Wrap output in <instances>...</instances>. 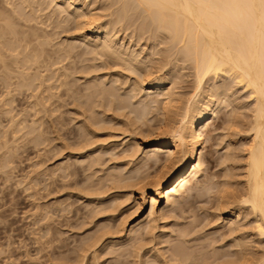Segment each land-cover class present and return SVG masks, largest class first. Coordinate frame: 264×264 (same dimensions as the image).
Listing matches in <instances>:
<instances>
[{"label": "bare ground", "instance_id": "obj_1", "mask_svg": "<svg viewBox=\"0 0 264 264\" xmlns=\"http://www.w3.org/2000/svg\"><path fill=\"white\" fill-rule=\"evenodd\" d=\"M85 0H0V84L1 85H3L4 84V86H5V91H4V93H7V96H8V94L10 93V91L11 90H19V91H22V90H25V92L26 93H28L27 92V90L28 91H30V88H32V90H34V89H40L41 90V88L42 89H44V92L42 91L41 93H42V96H43V94L45 95L46 93V91H47V89H49L48 91H53V89H54V91H55V89L57 90V89H59L60 87L59 86H61V87H63L64 88V85H66V83L64 82L65 80H66V78H67V74H68V71H69V69H66V67L68 68L69 67V64H70V62L69 61H71V58L73 57V56H75V55H71V53L72 52H76V48L78 47V46H80V50L78 51V53L80 54L81 52L80 51H82L83 53H84V51H85V54H83V55H85L84 56V58L86 59L87 58V60H89V61H91L90 60V58L88 59V57H87V55H88V51H86V48H87V46L86 45H88V46H90L89 48L91 49L90 50V52H92V53H90L91 55L93 54V60H97L98 62H99V59L101 60L100 62V64L102 65L103 63L102 62H104L105 63V66H106V64H107V60L108 59H110V60H112L114 63H113V65H112V61H109L110 63H111V65L113 66V67H116V64L117 65H119V67L121 66V68L122 69H124V72H125V70H127V71H131V72H135L136 74H139V76L137 75V78H136V75H135V77H134V82H133V84H131V85H133L132 87H134L135 86V88H132L131 89V92H132V94L135 92L136 93V91H138V93L136 94L137 96H138V94H139V92L141 93V91L143 90V89H145V88H143V86L144 85H146L147 86V88L150 90L149 92H155L156 94L154 95V93H153V95L155 96V98H152V102H157V101H159L161 104H160V107H161V105H162V110L164 111H160V112H162V113H159V115L162 117V119L163 120H158V119H161V117L160 118H158V116H157V121H159V124L161 123V125H163L162 124V122L163 121H166L167 119V121L168 122H170L171 123V121H169V119H171V118H169L172 114V112H171V110H170V108L171 107H173V106H175V105H177V104H175V100H176V102L178 101V99L177 98H179V97H181L182 96V94H180V93H183L184 92V90H186L188 87V85L187 86H185L186 87V89H183L182 87H184V86H182L181 87V85L180 84H185V83H183V79L181 78V76H182V74L184 73L183 72V66L182 67H180L179 66V64L177 63L178 61H181V63L182 62H185L184 64H189L190 66H191V68H192V71H193V73H188V74H190V76L188 75H185V74H187V71H186V73L184 74L187 78H191L193 75V77H194V79L192 78V79H189V80H192V82H190L187 78H185V77H183V78H185L188 82H189V84H191V83H193V85H192V89L190 90L191 92L189 93V96L187 97V94H186V92H184L183 94L187 97V100H183V101H185V103L182 101V99H181V101L183 102V106H181L180 108L178 107V108H176L177 110V114L176 115H178V116H176L175 118L176 119H174L173 120V123H171L170 125H169V128L165 131V129H164V127H166L167 125V123L165 122L164 123V127H162L163 129H164V131H162L161 129V126H159V124H158V122H157V126H156V129H152L151 128V132H150V129H149V131H148V133L150 134V135H152V138L149 140V141H147L148 143H147V145L145 146V147H139V145H137V144H139V143H134L133 142V140H131L130 138V141H129V143L131 144V141H132V143H134L133 145H135V146H131L130 144H128L127 142H125V143H127V145H130V148L129 149H131V147L133 148V147H135V149H133L134 150V152H136L137 154H138V151H140L139 152V157L137 158V160L136 161H138L137 162V167L135 168V163H134V168L136 169V171H135V169H132L133 171H135V175L134 174H130L129 176H128V174L126 175V176H128V177H126L125 175V177L126 178H124V176H123V174H121L122 173V171L124 172V171H127V173H129L128 171L129 170H125L126 168H125V166H123L122 167V171L117 175L116 174V167H115V169L112 167L113 165H115V164H111L112 166V168L109 166V168H110V170L111 169H114V172L115 173H113V174H116L117 175V177L118 178H116V175H113V174H111V175H113L114 177H112L111 175V177L115 180V179H117V181L119 180L120 182H122V183H125V185H123V186H125L126 187V185H127V189H129V188H132L131 186H133V187H137L138 189H137V196H136V198H135V204L134 203H132V204H134L135 205V207L133 206V210H134V212H136V211H138V210H140L141 208H142V206H143V204H144V199H145V197H149L150 198V200H151V204H150V206H149V208H148V211L146 212V214L145 215H141V216H139L137 219H135L134 221H133V224L130 226V228L128 229V231H129V234H131L130 236H132V237H135V238H133V240H135V243L134 244H136L138 241H136V239L138 238L140 241V243L138 242L137 244H136V246L138 245L139 246V244H140V248L137 246V247H132L134 244H133V241L132 242H130L131 244H133V245H131V247L132 248H139V250L140 249H142V245H143V247L144 246H146V244L145 243H147L148 241L150 242V243H152L153 242V240H155V238L157 237V235H153V236H156L154 239L152 238L153 236L151 235L150 236V239H148L149 237L147 236V235H150V234H152V233H154V231L156 230V229H158V228H156V227H158V226H162V223L160 224V225H156V221H157V219L158 218H160V219H162L163 217H164V215L166 214V213H170L171 212V215H172V213H173V211L175 210V208H178L179 209V207H181V205L183 204V203H185L186 202V200L190 197V196H192L191 194H190V192L192 191V190H195V189H198V191L200 190V188L201 189H204V190H206L207 189V187H206V185L207 186H209L208 184L211 182L208 178H206V180H207V182H208V184H206V181H205V184L203 183V180H205V178L204 179H202V181L200 182L199 180H198V178H197V175H198V173L200 172L201 173V170L203 171V168H206V167H203V165H204V161H205V157L203 156L204 154H203V143L206 141V138H207V141H208V139H209V136L207 137L206 135H207V128H208V124H209V122L210 121H212L211 119L215 116V115H217V113H218V111L217 110H219V109H217V108H219L220 106H221V108L224 106V107H227V105L228 106H233V105H235L236 107H237V104H239V103H237L236 102V104L234 103L233 105L231 104V103H233V97L232 98H230V96H229V98H228V95L229 94H231L230 92H229V90H230V88H229V84H230V82L231 83H234V86L233 85H230L231 87L233 86V88H231V90L233 89L234 90V87L235 86H237V87H240V89H242L245 93H246V96L249 98V100H250V103H251V108H249L250 109V114H249V118H248V120L247 121H243V123H242V121H240L241 119H242V116L240 115H238L239 113H241V111L237 114V113H235L236 111H233V112H229L230 114H229V118L231 117V118H233V119H231L230 118V120H228L229 118L227 117H225V121H226V123H229V125L231 124V121H233V126H234V121H235V119H236V121L238 120V119H240V120H238L240 123H242L241 125H243V127H244V129H245V133H247V134H243L239 129V133L241 132L242 133V138H243V135H246L245 136V138L247 137V141H244L243 142V145H238L239 147L237 148V147H234V149H240V147L242 146L243 148L241 149L243 152H241L240 150H239V152H237V150H234L232 147L233 146H231V147H229V145H230V141H228V143H229V145H228V143L226 144V149H227V147H228V154H231V156L230 155H227V158H226V155H224V157H223V163H224V161H226V163L228 164V167L230 168L232 165L231 164H229L230 162V158L232 159L233 157L232 156H234V152L232 151V149L234 150V151H236V153L238 154V155H240V153H243V159H242V157H241V155H240V157H238V155H236V153H235V155H236V158L238 157L239 159H240V161L241 160H243V162H242V168L240 167V165H241V162H240V164H239V159L237 160V159H234L233 158V160H237V162L238 163H236V162H234L233 160H232V164H233V166H234V163L235 164H239V167L241 168V171L238 169H233V167H231L232 169H233V171H236V172H238L241 176H237L238 177V180H239V178L240 179H242V180H240V182H239V184L237 185V184H235V185H237L236 187H238V188H236L235 190V192L233 191V192H230L231 190H229V191H227V187H231L230 185H228L227 184V187L225 188L224 186H223V188H225V190L222 188V186L221 185H223L222 183H224V182H222V180H224L223 178H222V180L219 182V184H221L220 185V187H219V185L217 184V185H215L216 187H217V192H220V190H221V188L223 189V190H221L222 191V196H220L221 194H219V196H220V204H219V207L217 206L218 205V203L216 204V202L218 201V200H216V199H219V198H217L216 196H217V193H215L216 194V196H214V198L216 197V202H214L215 200L212 198V196H210L209 197V199L210 198H212V200H214L213 202L216 204V207H218V209L219 208H221L222 206H223V208H222V210L224 209V211L225 212H227L228 214H229V216L231 217V220L232 221H230L229 222V224H228V227H229V229H227V225H226V229L230 232V233H232V234H234L233 236H232V234L230 235L229 234V236H230V238H232L233 237V246H234V248L233 247H230V248H232V249H234L233 251H231V249H229V251H231V253H227V251L225 250L226 249V247L225 248H223L225 251H220V249H219V247H214L213 245H215L216 243L215 242H217V241H220L221 239H219V240H217V239H214V240H216L215 242L213 241H209L210 243L209 244H207V245H203V243H201V241L199 242V241H195L196 243H193V245H191L190 243H189V241H191V239L192 238H189V234L190 233H194L195 231H192V227H193V230L195 229V230H199V231H201L202 232V230H201V228L203 229V227L201 226V228L199 229L198 227H200L199 225H206L207 226V224H205V222H204V224H199L198 225V227L196 226L195 228H194V226H191L190 224L191 223H189V226H191V231H189V230H187V228L188 227H184V226H182V228L178 231V233H176V235H174L175 236V238L174 239H172L173 241H175V242H173L172 241V243H174V248L173 249H171V250H173V251H168L169 253H170V257H171V259H170V257L169 258H167L166 260L164 259V261H168V259L169 260H171V261H173L174 262V264H264V5H260V4H257V6H255V7H250V6H246V5H236V4H224V3H217L216 2V0H102V1H105L104 3H105V8H104V5H102L100 8H99V10H100V12L101 11H104L103 13H107L105 16H108V17H105V16H101V17H103V19L105 18H107V20L106 21H98V17H96V16H93V11H92V14H91V9H92V6H93V4H91L90 6H88V7H90V8H88L87 9V4H86V2H89V1H87L86 0V2H84ZM93 1V0H92ZM97 0H95L94 2H96ZM100 1V0H99ZM101 1V3L103 4V2ZM93 2V3H94ZM92 3V2H91ZM97 3V2H96ZM95 3V4H96ZM89 4H90V2H89ZM94 4V5H95ZM98 4V3H97ZM115 5V7L113 8L112 6H114ZM97 6V5H96ZM95 6V7H96ZM95 9V8H94ZM98 9V8H97ZM102 9H105V10H102ZM99 10H97V11H99ZM107 10V11H106ZM103 13H102V15H103ZM72 14H74L73 15V17H74V23H73V21H71L70 20V16H72ZM98 14L99 15H101V13H99L98 12ZM98 15V16H99ZM100 18V17H99ZM72 19V18H71ZM101 19V18H100ZM70 20V21H69ZM67 21H69V22H71V24L72 25H76L75 27H76V29H79L78 30V32L77 33H80L81 32V29L83 30L80 34H79V36H81L82 37V39H83V41H84V43L86 44H83V45H80L81 44V39L80 40H78V41H76V40H72L73 41V43H75V41H76V43L77 42H80L79 43V45L77 44V46L75 47V51H73V45H72V43H68V44H70V45H66V43L67 42H69V41H67L66 43H65V41L67 40V39H65V40H62L63 41V43H62V41L59 43L58 41H57V39H59V37H61L60 35H61V31H62V29H61V31H59L60 30V27H62L64 24H66V25H68L66 22ZM76 23V24H75ZM122 24V25H121ZM66 25H64V27L66 26ZM70 25V24H69ZM69 25H68V27H69ZM120 27L121 29L119 30V31H122V28L123 27H125L124 29H125V31L123 32V34H127V32H128V35H129V30H131L130 29V27L129 26H134L135 27V30L133 31V29L134 28H132V33H131V36H133V34L134 35H136V38H140V37H142V35L143 34H145V36H146V38L145 39H150V42H152L153 41V44H151L150 43V45H152V49L153 50H151V51H153L152 52V54H155V53H157V54H159V61L157 60V59H154V60H156V61H158L157 63H155L154 64V67H150V65L149 64H151V66H152V63L153 62H155L154 60H152L153 59V57L151 58V57H149V56H152V55H149L150 54V52H149V54H147V56H145L146 57V59L148 60L147 61V63H148V65L149 66H147V65H143V64H145V63H143V64H140V61H141V59H140V57H139V54L140 53H143V52H141L142 51V49L144 48H146L144 45V47H142V49L141 50H138L137 51V49H136V51L138 52V54L136 53V52H133L132 51V46H131V50H130V48L128 47V46H126V47H124L123 45L124 44H122V41H123V39L126 37V36H128V35H122V38H120V39H122L121 40V42L119 41L120 39H118V34H116L117 35V37L116 36H114L115 35V33L113 34V30H115V28L116 27ZM67 27V26H66ZM71 27V26H70ZM128 27H129V29H128ZM81 28V29H80ZM84 28H86L85 30H84ZM59 29V30H58ZM70 30V28H67V30ZM74 29V30H73ZM59 31V33L60 34H58V31ZM72 30H73V32H76L75 31V28H73V26H72ZM116 31H118V29H116ZM127 31V32H126ZM62 33H63V31H62ZM117 33V32H116ZM122 33V32H121ZM57 34L59 35V36H57ZM75 35H76V33H74ZM73 34V35H74ZM119 34H120V32H119ZM71 35V34H70ZM57 37V39H56V45H54V44H52L53 45V47L55 46V47H57V46H59L60 45V48L59 47H57V48H52V47H50L49 48V46L48 45H50V46H52L51 44H50V41H52L51 39H53L52 37ZM63 36V35H62ZM68 37H69V35H67ZM67 36H66V38H67ZM121 36V35H120ZM144 36V35H143ZM55 37V38H56ZM73 36H71L70 38H72ZM80 37V38H81ZM129 37V36H128ZM134 37V36H133ZM54 38V39H55ZM69 38V39H70ZM74 38V37H73ZM53 39V41L55 42V40ZM61 39V38H60ZM63 39V38H62ZM76 39V38H75ZM78 39V38H77ZM132 39V38H131ZM133 39H135V38H133ZM128 40H130L129 38H128ZM139 40V39H138ZM143 40V39H142ZM52 41V42H53ZM71 41V40H70ZM83 41H82V43H83ZM129 42V41H128ZM127 41H126V45H129V43H128ZM130 42H132V41H130ZM149 42V41H148ZM65 43V45H66V47L63 45ZM128 43V44H127ZM146 43V42H145ZM48 44V45H47ZM59 44V45H58ZM63 45V47H62V45ZM132 44V43H131ZM144 44V43H143ZM158 44H160V45H158ZM85 45V46H84ZM146 45H148V43L146 44ZM149 45V46H150ZM47 46V47H46ZM82 46V47H81ZM130 46V45H129ZM157 46H159L160 47V49L158 48V50L156 49V47ZM84 47H86V48H84ZM134 47V46H133ZM138 47V46H137ZM140 47H141V45H140ZM82 48H84V49H82ZM138 49H140V48H138ZM148 49H150V48H148ZM154 49L155 50H157V51H154ZM72 50V51H71ZM88 50V49H87ZM147 50V49H146ZM140 51V52H139ZM148 51V50H147ZM86 52H87V55H86ZM77 53V52H76ZM75 53V54H76ZM77 53V54H78ZM146 53H148V52H146ZM61 54H63V58H60L61 56ZM80 55H82V53L80 54ZM79 55V57H81ZM140 56H142V55H140ZM156 56V55H155ZM155 56H154V58H155ZM161 56V57H160ZM78 57V59L79 60H81L82 59V61H80V63H82L83 61H84V58L83 57H81V58H79ZM75 58V57H74ZM73 58V59H74ZM105 58V59H104ZM69 61H68V60ZM107 59V60H106ZM146 59H145V61H146ZM62 60H65L64 62H62ZM107 62H106V61ZM143 60V59H142ZM66 61H68L69 62V64H66L65 62ZM86 61V60H85ZM94 61V62H95ZM144 61V62H145ZM150 61H152V63L150 62ZM76 61L74 60V63H75ZM109 62H108V64H109ZM143 61H141V63H142ZM62 63H64L65 65H68V66H65L64 64H62ZM78 62H76V64H77ZM138 63H139V65H138ZM146 63V64H147ZM56 64H58L57 65V67H56ZM60 64H62V65H60ZM96 64L97 65H99L97 62H96ZM107 64V65H108ZM114 64H115V66H114ZM157 64V65H156ZM186 64V66L189 68V69H191L190 68V66L189 65H187ZM60 65V66H59ZM94 65V63H92V65L91 66H93ZM110 65V64H109ZM143 65V66H142ZM182 65H183V63H182ZM55 66V67H54ZM62 66V70H61V67ZM74 66V65H73ZM85 65L83 64V67H84ZM90 68H89V67ZM88 66H85L86 68L84 69V70H86L85 72L86 73H88V75L86 74V73H84L83 74V71L81 70V69H79V67L78 66H74V68L76 69V70H74V72H77V73H75V75H80V76H85L86 78H87V76L89 77V75H91V74H89V69H91V66L88 64ZM95 67H96V65H94ZM93 66V68L94 69H91V71L92 72H96L97 70L96 69H98V71H101V69L102 70H106L107 68L104 66V65H102V66H104L103 68H100V70H99V66H97L96 68ZM111 66V67H112ZM156 66V67H155ZM185 66V67H186ZM53 67V68H52ZM76 67H78V68H76ZM113 67L112 68H110V70H108L107 69V71L106 72H108V71H111V69H113ZM117 68V70L118 69H120V68ZM180 68H182V69H180ZM187 68V70H189ZM61 71H63V69H65L67 72H66V74H64L65 72V70L63 71L64 73H62V72H60V70ZM79 69V71H77ZM179 69L182 71L181 72V75H180V77H179V79H178V81L176 80V78H178L177 77V73L179 72ZM82 72H81V71ZM96 70V71H95ZM115 70H116V68H115ZM116 70V71H117ZM176 70H178L177 72H176ZM87 71H89V72H87ZM115 71V73L117 74V72ZM176 72V76H175V81H177L176 83H175V85H173V83H172V76L173 75H175L174 73ZM189 71H191V70H189ZM191 71V72H192ZM80 72L82 73V75L80 74ZM91 72V73H92ZM124 72H123V74H124ZM130 72V73H131ZM100 73V72H99ZM98 73V74H99ZM103 73V72H102ZM109 73V72H108ZM118 73H119V71H118ZM155 75H154V74ZM97 73H95L94 75H96ZM103 74H105V73H103ZM110 74H111V72H110ZM153 74V77H151L150 75H152ZM173 74V75H172ZM191 74H193V75H191ZM73 75H74V73H73ZM119 75V74H118ZM117 75V76H118ZM122 75V74H121ZM131 76L133 75L132 73L130 74ZM178 75V76H179ZM62 76L64 77V79H63V81L61 80V78H62ZM79 76V77H80ZM92 77H93V73H92V75H91ZM91 76L89 77V79L91 78ZM129 76V75H128ZM84 77V78H85ZM94 77H98V75L97 76H94ZM119 77V76H118ZM117 77V78H118ZM133 77V76H132ZM138 77L139 78H142V79H138ZM151 77V78H150ZM220 78L221 80V83L220 84H218L219 82L217 81V78ZM84 78H82V79H84ZM85 78V79H86ZM92 78L91 80H93V79H95L94 81L96 82V80L99 78ZM104 78H105V76L104 75H102L101 76V74H100V78L99 79H101V82H102V80H104ZM107 78H109V75H108V77ZM116 78V77H115ZM116 78V79H117ZM125 78H126V74H125ZM128 78V77H127ZM131 78V77H130ZM173 78H174V76H173ZM218 78V79H219ZM76 79H78V78H76ZM76 79H74L73 78V80H76ZM110 79V78H109ZM108 79V80H109ZM180 79H182V83L180 82V84H179V80ZM229 79V80H228ZM72 80V81H73ZM80 80L81 79H78V82H77V84L80 82ZM87 80V79H86ZM107 80V81H108ZM112 80V79H111ZM122 79L119 77V79L118 80H116V82L118 83L119 81H121ZM128 80V82H129V79H127ZM132 80V79H131ZM130 80V81H131ZM174 80V79H173ZM186 80H185V82H186ZM209 80H211V82L209 81ZM226 80H228L227 82H226ZM72 81H70V82H72ZM77 81V80H76ZM87 81H89V80H87ZM98 81V80H97ZM110 81V80H109ZM123 81V80H122ZM133 81V80H132ZM181 81V80H180ZM210 82V84L208 83V82ZM86 82V81H85ZM84 82V83H85ZM95 82H93V83H95ZM98 82H100V80L98 81ZM106 81L104 80V82L103 83H99V84H92V82L90 83V81L89 82H87V86H90L89 85V83L91 84V87H92V85L94 86V87H97L96 89L98 90L97 92H96V95H97V93H100L99 94V97H101L102 95H104L103 97H104V99H106V101L108 102L107 103V107L108 108H110L109 106H111V108L110 109H112V106H114L113 108L115 109V111H116V113H118L119 114V112H118V109L120 108V107H122V104H123V107H124V109H123V107L122 108H120V109H123V111L125 110V109H127V111H128V108L127 107H129V105L127 106L126 104H128V103H126V102H128L127 100V98H128V96H126L125 98V102H124V98L122 97V96H124L122 93H124V92H122L121 93V91H122V89H120V88H118V91L119 90H121L120 92H115L114 91V89H113V87H111V86H113V84H111L110 83V87L108 86V84L105 86V83ZM112 82V81H111ZM187 82V83H188ZM229 82V83H228ZM58 83V84H57ZM81 83H83V82H81ZM81 83H79V85H77V91L76 92H78V91H80L81 90V88L79 87V86H83L84 87V83L83 84H81ZM106 83H108V82H106ZM113 83V82H112ZM121 83V82H120ZM119 83V85L121 86H123V87H125L127 84H125V83H127V82H125V81H123L122 83H124V84H120ZM170 83H172V85L170 84ZM179 84L180 86H179V89L181 88L183 91L181 92L180 90L178 91L179 92V94L177 93V92H174V91H176L177 90V88H178V85H177V87H175V88H173L174 86H176V84ZM186 83V84H187ZM208 84V85H205V84ZM55 84H57L56 86H55ZM70 85H72L71 83H69ZM73 84H75V82H73ZM104 84V85H103ZM168 84H170L171 85V89L170 88H168L167 86H168ZM63 85V86H62ZM118 85V84H117ZM190 85V86H191ZM3 86V87H4ZM52 86L54 87V88H52ZM73 86V85H72ZM76 86V84L73 86V87H75ZM119 86V87H120ZM145 86V87H146ZM57 87V88H56ZM70 87V86H69ZM72 87V88H73ZM109 87V88H108ZM52 88V89H51ZM62 88V89H63ZM72 88H70V89H72ZM79 88H80V90H79ZM85 88V87H84ZM84 88H83V91H84ZM127 88V87H126ZM146 88V89H147ZM46 89V90H45ZM51 89V90H50ZM61 88L59 89V90H57V91H55V92H57V94H58V92H60V90H62ZM69 89V90H70ZM76 90V88H73V90ZM92 89V92H95V91H93V89H95V88H90L89 89V87H88V92H90L89 90H91ZM135 89V90H134ZM138 89V90H137ZM175 89V90H174ZM39 90V91H40ZM72 90V93H70L69 92V94L70 95H68V96H70L71 98L75 95L76 96V94H79V93H74V91ZM125 90H128V89H125ZM125 90H123V91H125ZM172 90H174V91H172ZM230 90V91H231ZM54 91L51 93L52 95H53V98H55V97H57V96H55L56 95V93H54ZM64 91V90H63ZM82 91V90H81ZM187 92H189L188 90H186ZM12 92V91H11ZM32 92V91H31ZM50 92H49V96H50ZM88 92H87V95H89L88 94ZM91 92V93H92ZM127 91H125V93L124 94H128V92L126 93ZM144 92V91H143ZM147 92H148V90H147ZM32 93H34V95L36 94V95H38V93H37V91L35 90V92H32ZM32 93H29V95H31ZM40 93V92H39ZM40 93V94H41ZM118 93V94H117ZM119 93H121V94H119ZM135 93L133 94V96H135ZM234 91H233V95H234ZM38 95V96H41V95ZM61 93H59L58 94V98L59 97H61V95H60ZM74 94V95H73ZM147 94V93H146ZM6 94H4V96H5ZM13 95V94H12ZM33 95V94H32ZM31 95V96H32ZM51 95V96H52ZM86 95V97H88V98H92L93 99V97H91L92 95H94V93L93 94H90V96H87ZM101 95V96H100ZM129 95V94H128ZM148 95H149V93H148ZM148 95H143V97L139 94V96H141L142 98H144V96H145V100H147L148 101ZM152 95V96H153ZM179 95H181V96H179ZM183 95V96H184ZM3 96V98L1 97V99H4V98H6V97H4ZM38 96H34V100L36 101L37 100V103L39 102V100L37 99V97ZM45 96H47V95H45ZM50 96V97H51ZM79 96H81V95H79ZM136 96V97H137ZM153 96V97H154ZM175 96H179V97H175ZM184 96V97H185ZM8 97H10V96H8ZM7 97V98H8ZM62 97H63V95H62ZM77 97H78V95H77ZM77 97H73V100H74V98H75V100H76V98ZM84 97V96H83ZM82 97V98H83ZM85 97V99H87ZM96 97H98V96H96ZM95 97V98H96ZM99 97H98V99H97V102H99L98 100H99ZM103 97H101V98H103ZM106 97V98H105ZM140 97V98H141ZM149 97H150V99L149 100H151V96L149 95ZM185 97V98H186ZM236 97V96H235ZM32 98V97H31ZM36 98V99H35ZM41 98V99H40ZM44 98H46V97H44ZM79 98V97H78ZM184 98V99H185ZM227 98V99H226ZM236 98H238V97H236ZM39 99H40V104L42 105V102L41 101H43L44 99L42 98V97H39ZM43 99V100H42ZM52 99V98H51ZM96 99L94 100H92V103H93V105H90L91 106V108L90 109H92V106H94L95 105V103H96ZM137 99V98H136ZM136 99H134V98H132V100L134 101V100H136ZM229 99V100H228ZM232 99V101H230ZM235 99V98H234ZM10 100H11V98H10ZM34 100H33V98H32V101H33V103H35L34 102ZM46 100V99H45ZM44 100V101H45ZM74 100V101H75ZM90 100L91 99H89L88 100V105L91 103L90 102ZM139 100H141V99H139ZM138 100V101H139ZM144 100V102H141V101H139V102H141V103H139V102H135V104H133L132 102V104L134 105V107H135V105L137 106V107H135V108H132V110L130 109V111L129 112H132L133 114H131V113H129V114H131V119H135L136 121H139V122H135V123H138V124H140V122H142V124H143V122L144 121H146L145 120V116H146V114L148 115L149 114V112H151L152 110L150 109V108H152V106H153V104H151L152 102H147V101H145ZM226 100H228V101H230L229 103L231 104V105H229L228 104V101L226 102ZM7 101H8V103L10 102L8 99H7ZM7 101H4V104H5V107H6V104H7ZM11 101H13V100H11ZM32 101H31V103H29V107L30 106H32V105H34L33 103H32ZM47 101H49L48 100V97H47ZM47 101H45V102H43V105L41 106V105H38L37 103V105L36 106H39V107H41V109H45L46 108V106L47 107H52V103L54 102L53 101V99H52V101H51V104L50 103H48ZM73 101V102H74ZM84 102V104L86 103V101L87 100H83ZM95 101V102H94ZM102 101V103L101 104H105L106 103V101L105 100H102V99H100V102ZM105 101V102H104ZM179 101H180V99H179ZM177 102V103H179V104H181L180 102ZM225 101V102H224ZM235 101H237V99L235 100ZM234 101V102H235ZM1 102H3V100H1ZM0 102V104L2 105L3 103H1ZM6 102V103H5ZM46 102L48 103L47 105H45V108H42V107H44V104H46ZM99 102V103H100ZM149 103V104H147V103ZM174 103V105L172 106L171 104H173ZM223 102H224V104H223ZM99 103H96V105H97V107H96V109L95 110H97V108H101V104L100 105H98ZM122 103V104H121ZM124 103H125V105L127 106V107H125L124 106ZM138 103L141 105L140 107H138ZM225 103H227V105L225 104ZM11 104H12V102H11ZM31 104V105H30ZM103 104V105H104ZM113 104V105H112ZM151 104V107L149 106ZM178 104V105H179ZM223 104V105H222ZM241 104V103H240ZM0 105V106H1ZM10 105V104H9ZM8 105V106H9ZM49 105V106H48ZM242 105V104H241ZM241 105H239V109H241ZM3 106V105H2ZM54 106H55V103H54ZM54 106L52 107L53 109V111L51 112V110L49 111V112H47L48 111V109H47V113H49V115L50 116H52V113L57 109V107L54 109ZM57 106H59V105H57ZM79 106H80V102H79ZM85 106H87V104L85 105ZM99 106V107H98ZM105 106V105H104ZM104 106H102V110H104ZM106 106H105V109H108V108H106ZM116 106H118L119 108L118 109H116L117 107ZM148 106H149V108H148ZM233 107V109L234 108H236V107ZM241 106V107H240ZM77 107V108H76ZM3 108H4V106H3ZM2 108V109H3ZM11 109H7V108H4V111H3V113L7 116V114L9 113V112H7V111H10V110H12V107H10ZM35 107H33V108H29V110H31V111H33V113L36 115L37 113H35L36 112V110L38 109L37 107V109L35 110L34 109ZM75 108L76 109H79L78 108V104H77V106H75ZM131 108V107H130ZM221 108H220V110H221ZM229 108V107H228ZM243 108V107H242ZM1 109V110H2ZM6 109V110H5ZM34 109V110H33ZM41 109H39L40 111H41ZM110 109H108L107 111H109ZM149 109V110H148ZM178 109H180V110H178ZM223 109V108H222ZM231 109V111H232V108H230ZM229 109V110H230ZM0 110V111H1ZM46 110V109H45ZM85 110H86V108H85ZM84 110V112H86V114H87V111H85ZM88 110V109H87ZM95 110H93V111H95ZM102 111L101 109H98L97 111ZM151 110V111H150ZM219 110V111H220ZM235 110V109H234ZM236 110H237V112L239 111L238 110V108H236ZM242 110V109H241ZM44 110H42L41 112H43ZM72 111V110H71ZM78 111H80V110H78ZM77 111V113L79 114V112ZM112 110H110V112H111ZM122 111V110H121ZM122 111V112H123ZM126 111V110H125ZM175 111V110H174ZM216 111H217V113H216ZM2 112V111H1ZM11 112V111H10ZM38 112V111H37ZM45 112V111H44ZM89 112H91V114H89V117H90V115H91V118L96 114V117H97V114L99 113H97L96 111L95 112H92V110H90ZM105 112V111H104ZM122 112L120 113V114H122ZM13 113V112H12ZM81 113V112H80ZM101 113V112H100ZM103 113V112H102ZM106 113V112H105ZM116 113H114L113 111H112V114L111 115H113V116H115V117H120V114L118 115H116ZM124 113V112H123ZM125 113H127V112H125ZM124 113V114H125ZM220 113V112H219ZM249 113V112H248ZM248 113H244L243 115H245L246 116V114L248 115ZM87 114V115H88ZM104 114V113H103ZM103 114H101L100 116L101 117H103L102 115ZM107 114V113H106ZM115 114V115H114ZM162 114L164 115V117L162 116ZM175 114V113H174ZM231 114H233L232 116H231ZM14 115V114H13ZM54 115V117L53 118H55V114H53ZM81 115L82 114H79V115H75L76 116V119L78 120L79 118L81 119H83V116L85 115H82V117H81ZM109 116V117H113V116ZM170 115V116H169ZM123 115H121V117H122ZM126 116V117H125ZM127 116H128V114L127 115H124L122 118H125V119H123V120H128L129 118H130V115H129V118H127ZM12 116H11V114H10V118H11ZM49 117V116H48ZM57 117V116H56ZM79 117V118H78ZM88 117V116H87ZM101 117H97V118H100V120L102 119ZM156 117V116H155ZM178 117V118H177ZM236 117H238V119L236 118ZM247 117L248 116H246V119H247ZM8 118H9V114H8ZM7 118V119H8ZM8 119V120H12L14 117H12V119ZM74 118V117H73ZM85 118H86V116H85ZM97 118H96V121H97ZM104 118H106V119H108V117H104ZM110 118V119H111ZM122 118L120 119V121L122 122ZM16 120H17V118H15ZM15 119H13L14 121H15ZM58 119V121H59V123H60V121H62V118H57ZM57 119H55V121L54 122H57L56 120ZM61 119V120H60ZM72 119V118H71ZM71 119H70V121H68L69 123L71 122ZM81 119V120H82ZM87 119H90V118H86V120L85 121H87L85 124H84V126L86 125L87 127H92L90 130H91V132L89 131V130H87L86 129V133H88V134H90L91 133V135H93L94 133L92 132V130L93 131H95V129H96V125L95 126H91L92 125V123H91V121L89 122ZM92 119H94V117L92 118ZM110 119H109V121H110ZM115 119V118H114ZM118 119V118H117ZM143 119H144V121H143ZM150 119V118H149ZM151 119H152V117H151ZM151 119H150V121H151ZM227 119V120H226ZM243 119H245L244 117H243ZM18 120H20L19 118H18ZM49 120H50V118H49ZM84 120V119H83ZM102 120H105V119H102ZM116 120V119H115ZM114 120V121H115ZM132 120V121H133ZM153 120V119H152ZM214 120V119H213ZM14 121H12V122H14ZM72 121H73V119H72ZM84 121V122H85ZM93 121H95V120H93ZM114 121L112 120V122H113V126H115V123L117 122H115L114 123ZM120 121L119 122H117V126H119V128H120V126L121 125H124V124H122V123H120ZM131 120L129 121V123L130 122H132ZM161 121V122H160ZM235 121V122H236ZM10 122V121H9ZM12 122L11 123H8L9 125H11V127H10V130H11V132L13 133L15 130L13 129V124H12ZM18 121H16V123H17ZM26 122V121H25ZM32 122H34V121H32ZM50 122H52L51 120H50ZM83 122V121H82ZM83 122V123H84ZM89 122V123H88ZM102 122H104V121H102ZM105 122H106V120H105ZM104 122V123H105ZM112 122H110V124H108V125H111V123ZM124 122V121H123ZM128 123V121H125L124 123ZM15 122H14V124H16ZM49 123V122H48ZM62 124H63V122H61ZM66 123H67V121H66ZM69 123H67V124H69ZM81 123V122H80ZM80 123H78V124H80ZM87 123H88V125H87ZM94 123V122H93ZM100 123H101V121H100ZM103 123V124H104ZM107 123H108V121H107ZM107 123H105L106 125H107ZM120 123V124H119ZM127 123L125 124L126 126H125V128H127V126L128 125H130L129 123H128V125H127ZM145 123V122H144ZM239 123V124H240ZM20 124V123H19ZM33 124V123H32ZM50 124H52V123H50ZM91 124V125H90ZM97 124V123H96ZM103 124L101 123V125L102 126H100L101 128H102V130H103V132H106L107 130H106V128L108 127V130H110L109 128H110V126H105V124H104V126H103ZM119 124V125H118ZM134 124V122L130 125V126H128V127H130L129 129H131L132 127L134 128V126H132ZM141 124V125H142ZM147 124V123H146ZM145 124V125H146ZM237 124V123H236ZM239 124H238V127L237 126H232L233 128H234V130H233V128H231L232 129V131H234V134L236 133V134H238L236 131H237V129H236V127L237 128H239V127H242L241 125L239 126ZM9 125L6 127L7 128V130H9ZM52 125H54V124H52ZM57 126H59L58 124H56ZM100 125V124H99ZM210 125H212L211 124V122H210ZM228 125V124H227ZM228 125V126H229ZM232 125V124H231ZM231 125L229 126V127H231ZM15 126H17V124L15 125ZM14 126V128H16ZM28 126V125H27ZM34 127H35V122H34V125H33ZM49 126H51V125H49ZM62 126V125H61ZM65 126V125H64ZM83 126V127H84ZM117 126H115L116 128H117ZM132 126V127H131ZM149 126V125H148ZM159 126V127H158ZM21 127V126H20ZM33 127V128H34ZM60 127V126H59ZM65 127H67V128H70V126L68 127V126H65ZM79 127V126H78ZM78 127L76 128L77 130H78V132L80 131L79 129H78ZM86 127V128H87ZM95 127V128H94ZM103 127L105 128V129H103ZM114 127V128H115ZM210 127V126H209ZM242 127V128H243ZM12 128V129H11ZM25 128V127H24ZM81 128V127H80ZM88 128V129H89ZM101 128H99V132H100V130H101ZM111 128H112V126H111ZM114 128H112L110 131H116V133L118 132L117 131V129H114ZM122 128V127H121ZM241 128V129H242ZM17 129H20L19 128V125H18V128ZM27 129V128H26ZM25 129V130H26ZM60 129H61V127H60ZM62 129H64V127L62 126ZM61 129V130H62ZM66 129V128H65ZM72 129V128H71ZM83 129H85V128H82V130ZM123 129V132H124V127L122 128ZM122 129H120L121 131H122ZM128 128L126 129V130H129ZM135 129V128H134ZM134 129H132V130H134ZM235 129H236V131H235ZM12 130H14V131H12ZM31 130H33V129H31ZM36 130V129H35ZM34 130V131H35ZM48 130H49V128H48ZM52 129H50V131H51ZM60 130V131H61ZM75 130V129H74ZM97 131H95V133L96 132H98V129H96ZM102 130H101V132H102ZM104 130H106V131H104ZM119 130V131H120ZM126 130H125V132H126ZM132 130H130V132H133ZM53 132L51 133V135L54 133V131H55V133H57V135H58V133L59 132H56L57 130H55L54 128H53V130H52ZM58 131H59V129H58ZM66 130H64V132H65ZM242 131H243V129H242ZM67 132H70V130L69 131H67ZM66 132V133H67ZM80 132H83V131H80ZM98 132V133H99ZM100 132V133H101ZM123 132H120V133H123ZM147 132V131H146ZM38 133H40L39 131H38ZM61 133V132H60ZM74 133V132H73ZM72 132L70 133V137H71V135L73 134ZM77 133V132H76ZM93 133V134H92ZM107 133V132H106ZM110 133V132H109ZM109 133H108V136H104L105 138H107V137H109L110 135H109ZM112 133V132H111ZM62 134V133H61ZM84 134H85V131H84ZM87 134V135H88ZM97 134V133H96ZM95 134V135H96ZM105 134V133H104ZM51 135H49V136H51ZM53 135H55L56 136V134H53ZM63 135V134H62ZM67 135V136H68ZM74 135V134H73ZM78 135H79V133L77 134V137H78ZM89 136V137H93V136ZM103 135V134H102ZM107 135V134H106ZM112 135V139H113V134H111ZM114 135H115V133H114ZM209 135V134H208ZM7 136V135H6ZM14 136V135H13ZM12 136V137H13ZM75 136V135H74ZM57 137V136H56ZM60 138H62L61 136H59ZM59 137H57V138H59ZM80 137V136H79ZM78 137V138H79ZM95 137V136H94ZM94 137L92 138V140L94 139ZM110 137H109V140H110ZM116 137V136H115ZM114 137V138H115ZM130 137V136H129ZM4 138V137H3ZM8 138V137H7ZM6 137L4 138V139H7ZM47 138V141H49L50 139L49 138H51V139H55V138H52V137H46ZM64 138V137H63ZM62 138V139H63ZM85 138V137H84ZM88 137L86 136V140L85 139H83V137L81 136V139L83 140V142H81V143H79L78 144V146L76 147V148H74V149H76L75 150V154H82V153H85V152H89L90 150H94L96 153H98L99 154V151L97 152L96 151V149L98 148H95L94 146V149H93V147L91 146V144L93 143L94 145H96L97 144V142L99 143V140L98 139H94V141L96 142V144H95V142H93L92 141V143H91V141L90 140H88L87 139ZM98 138V137H97ZM101 138V137H100ZM99 138V139H100ZM103 139V138H101V139H103V140H101L100 139V141H104V142H102V144H104L106 141L107 142H110V141H108V139ZM3 139V140H4ZM60 140V141H63V140ZM65 139H67V137L65 138ZM128 139V140H129ZM135 139V138H134ZM9 140V139H8ZM57 140V139H56ZM71 139H69L68 141H70ZM73 140H75V139H73L72 138V142H73ZM85 140V141H84ZM96 140H98V141H96ZM7 140H5L4 141V144H3V146H5V145H7V142H6ZM51 141H54V140H50V143H48V147H46L47 149H49L50 147H51V145L53 146V142H51ZM76 141H79V139L77 140V138H76ZM76 141H74L75 142V145H77L76 144ZM81 141V140H80ZM124 141H126V140H124ZM136 141V140H135ZM1 142H3V141H1ZM57 142H59L58 140H57ZM65 142V141H64ZM73 142V143H74ZM113 142H114V140H113ZM242 142V141H241ZM240 142V144H242ZM10 143H12V141L10 142ZM13 143H14V141H13ZM52 143V144H51ZM60 143H62V142H60ZM66 143V142H65ZM68 143V142H67ZM101 143V142H100ZM100 143L99 144H97V146L99 145V146H102V144L100 145ZM124 143V144H125ZM92 144V145H93ZM110 144H111V142H110ZM114 144V143H113ZM112 144V145H113ZM116 144V143H115ZM119 144H121L122 145V143H119ZM205 144V143H204ZM9 145V144H8ZM11 145V144H10ZM50 145V146H49ZM55 145V144H54ZM59 145V144H58ZM61 145V144H60ZM73 145V144H72ZM105 145H107L106 147H108L109 146V144H105ZM111 145V146H112ZM118 145V144H117ZM55 146H57V144L55 145ZM68 146H69V144L67 145V144H64V143H62V145H61V147L59 146V148H62V149H64V150H60L59 148H58V146H57V149H55L56 147H54V150H56V151H54V150H52V149H49L50 151H51V154H52V152H53V154H56L57 152L58 153H61L62 151L63 152H65V150H69V152H68V155H71V149L72 148H68ZM115 146V145H114ZM125 146V145H124ZM142 146V145H141ZM6 147H8V146H6ZM103 147V146H102ZM102 147H100V148H102ZM118 146H116V148H117ZM120 147V146H119ZM122 147V146H121ZM126 147H128V146H126ZM12 148V147H11ZM10 148V150H14V149H11ZM14 148V147H13ZM104 148H105V146H104ZM103 148V150H105ZM230 148V149H229ZM232 148V149H231ZM7 150H9L8 148H6ZM60 150V152H59V150ZM106 149H109V148H106ZM110 149H111V147H110ZM113 149L115 150V148L113 147ZM122 149V148H121ZM126 149V151L127 150H129V149H127V148H125V147H123V150H125ZM49 150H46V152L47 151H49ZM100 150V149H99ZM103 150H102V152H103ZM112 150V149H111ZM114 150H112V151H110L109 153L111 154V152L112 153H117L116 151L114 152ZM117 150V149H116ZM123 150H121V151H123ZM133 150H129V152H127V154H129V153H131V154H129L130 156H128L129 158L131 157V156H135L136 155V153H133V154H135V155H132V151ZM101 151V150H100ZM120 151V152H121ZM126 151L123 153V155L122 156H127L126 155ZM227 151H226V153L225 154H227ZM229 151H232L233 153H231V152H229ZM5 151H3L2 152V155L3 156H6L5 154H6V152L4 153ZM11 152V151H10ZM9 152V153H10ZM55 152V153H54ZM72 152H73V149H72ZM91 152V151H90ZM95 152H93V153H95ZM8 153V152H7ZM12 153H13V151H12ZM74 153V152H73ZM72 153V154H73ZM95 153V154H96ZM104 153H105V151H104ZM119 153V152H118ZM118 153H117V155H118ZM52 154V155H53ZM86 154H88V153H86ZM85 154V155H86ZM94 154V155H95ZM103 154V153H102ZM101 154V155H102ZM107 153H105L104 155H106ZM110 154L108 155L109 157V159H107L105 162H107V161H109V160H113V154H111L112 156H110ZM233 154V155H232ZM10 155V157L12 156L13 157V154H9ZM58 154H56V156H57ZM65 154H63L62 156H64ZM67 155V156H68ZM90 155L91 154H89V157H90ZM94 155H93V157H94ZM2 156V157H3ZM59 156H60V154H59ZM66 156V157H67ZM75 156V155H74ZM92 156V155H91ZM228 156H230V158L228 157ZM9 157V156H8ZM8 157H6V159H4L5 160V165H4V161H3V166H6L9 162H10V160H11V162H13L12 160V158L10 159V158H8ZM51 157H53V159L55 158L54 156H51ZM58 157V156H57ZM69 157V156H68ZM72 157H73V155H72ZM76 157V156H75ZM77 157H78V155H77ZM77 157L76 158H74L73 157V159L74 160H77ZM82 157V156H81ZM80 157V158H81ZM92 157V158H93ZM96 157V156H95ZM98 157H99V155H98ZM102 157V156H101ZM116 157H119V156H116V154H115V156H114V158L115 159H117ZM1 158V157H0ZM5 158V157H4ZM97 158V157H96ZM111 158V159H110ZM126 158V157H125ZM224 158H225V160H224ZM10 159V160H9ZM51 159V158H50ZM60 159H62V158H60ZM66 159V158H65ZM65 159H64V161H65ZM87 160V162H85L86 160ZM84 159V157L82 158V160H77V161H75V163L77 164V165H81L80 167V169H83L82 168V166H83V164H84V162L87 164V163H90L91 165H89V164H87V167H88V165L91 167L92 165L93 166H95L94 164H92V163H97L98 164V162H101V159L99 158V160L97 161V162H92V160H94V158L92 159V160H89V162H88V158L86 157ZM90 159V158H89ZM227 159V160H226ZM63 160V159H62ZM61 160V161H62ZM83 160H84V162H83ZM105 160V159H104ZM111 160V161H112ZM127 160V159H126ZM2 161V160H1ZM60 161V160H59ZM64 161H63V164H64ZM69 161H70V159H69ZM118 161V160H117ZM128 161H130V160H128ZM135 161V160H134ZM11 162H10V164H9V166L11 165ZM65 162H67V161H65ZM92 162V163H91ZM105 162H103L102 164H104L103 166H105V164L107 165V163H110V162H107V163H105ZM120 162V161H119ZM229 162V163H228ZM112 163V162H111ZM114 163V162H113ZM121 163V162H120ZM124 163L126 164L127 162H125L124 161ZM124 163H123V161H122V165H124ZM138 163H142L141 164V166L140 167H138V165H140V164H138ZM225 163V164H226ZM63 164H61V166H59L60 164H58V166L59 167H57L56 168V166H57V164L56 165H54V167H55V169H57L58 170V168L60 169L61 167H62V165ZM96 164V166H97V169H98V167H100V165L98 166ZM65 165V164H64ZM72 166H73V164H71ZM117 165V164H116ZM115 165V166H116ZM121 165V166H122ZM127 165H128V163H127ZM133 165V164H132ZM229 165H231V166H229ZM1 166H2V164H1ZM8 166V165H7ZM8 166V167H9ZM70 166L68 163L66 164V166H63V168H61V171H59V172H61L60 173V175H62V176H64L63 177V180H62V183L65 181V176H66V178L69 176V178H70V176H71V178H74V177H76V175H77V173H78V168L77 167H75V166ZM86 166V165H85ZM107 166V167H108ZM118 166H120V165H118ZM225 166V165H224ZM227 166V165H226ZM226 166H225V168H226ZM236 166H238V165H236ZM235 166V167H236ZM53 166L51 167L52 169L54 168ZM90 167H88V169L90 168ZM107 167H105L106 168V170H108L107 169ZM203 167V168H202ZM227 167V168H228ZM4 168V167H3ZM50 168V169H51ZM92 168V167H91ZM91 168H90V170H91ZM94 168V167H93ZM104 168V167H103ZM102 168V169H103ZM118 168H120V167H118ZM125 168V169H124ZM128 168V167H127ZM131 168H133V167H131ZM151 168V169H150ZM224 168V169H225ZM228 168V169H229ZM51 169V170H52ZM55 169H53L55 172H54V174H56L57 175V170H55ZM79 169V170H80ZM86 171H87V169H86V167L84 168ZM96 169V168H95ZM97 169H96V171L94 170L93 172H98L97 171ZM99 169H101V167L99 168ZM102 169H101V171H100V175H101V172H102V174H104L105 172H103L102 171ZM147 169H150L151 171H152V169H153V171H154V173H153V175H152V172L150 173V172H148L149 170H147ZM50 170V173H52L53 174V170L51 171ZM64 170V171H63ZM85 170H82V172L83 171H85ZM90 170H88V171H90ZM105 170V171H106ZM110 170H108V171H110ZM120 170H121V168H120ZM120 170H118V171H120ZM144 170H147V171H145L144 172ZM206 170V169H205ZM230 170V169H229ZM48 171V170H47ZM86 171H85V173H86ZM87 171V172H88ZM113 171V170H112ZM131 171V170H130ZM224 171V170H223ZM240 171V172H239ZM58 172V173H59ZM62 172L64 173V175L62 174ZM92 171H91V173H93ZM107 172V171H106ZM205 172V171H204ZM229 173V171H227V169L225 170V173ZM230 172L232 173V177H230L229 178V176H231V173H230V175H228V178L226 177V176H223V177H225V178H227V179H229V180H227V182L226 183H228L229 181H230V179L231 178H234L236 175H235V172H234V176H233V172L230 170ZM49 173V172H48ZM47 173V174H48ZM49 173V174H50ZM84 173V172H83ZM90 173V174H91ZM224 173V172H223ZM224 173V174H225ZM227 173V174H228ZM52 174H50L51 176H52ZM94 175L96 174V173H93ZM97 174H99V173H97ZM125 174H126V172H125ZM204 174V173H203ZM202 174V175H203ZM49 175V176H50ZM59 174H58V176H56L55 177V175L53 176L54 178H62V176H60ZM74 175V177H72ZM86 175V174H85ZM93 175V176H94ZM100 175H99V178H100ZM107 174H105V176H106ZM121 175L123 176V178L121 177ZM201 175V176H202ZM207 175H208V173H207ZM210 175V174H209ZM209 175H208V177H209ZM226 175V174H225ZM48 176V177H49ZM51 176L49 177V179L51 178ZM88 176H90L89 175V173H88ZM92 176V177H93ZM98 176V175H97ZM109 175H107L106 177H108ZM136 176V177H135ZM201 176H200V178H201ZM80 177V176H79ZM85 177H87V175L85 176ZM92 177H90V179H89V181H92V182H95V181H93V178ZM96 177V176H95ZM103 177V176H102ZM105 177V179L103 178V180H105V181H107L108 182V180L111 182V180L110 179H108L107 180V178ZM134 177V178H133ZM205 177V176H204ZM237 177H235L236 179H237ZM54 178H51V180L52 179H54ZM58 178V179H59ZM89 178V177H88ZM88 178H85V180H87ZM97 178V177H96ZM99 178H97V179H99ZM111 178V179H112ZM199 178V179H200ZM56 179H55V181H56ZM101 179V178H100ZM100 179L98 180V182L100 181ZM133 179H134V181H133ZM135 179H137V180H135ZM236 179L234 180V179H232V180H234L235 182H236ZM50 180V181H51ZM60 181H58V182H60L61 183V179H59ZM67 180V179H66ZM96 180V179H95ZM103 180H101L99 183L97 182H95L96 183V185L95 186H97L98 184H101V182L103 181ZM231 180V181H232ZM48 182V183H46L49 187L52 185V183L53 184H55V182ZM54 181V180H53ZM69 180H67L66 182L67 183H69L68 182ZM71 181H73V180H71ZM76 181V180H75ZM84 181V180H83ZM88 181V183L87 184H91V186L92 187H90V189L92 188H94L95 186H93V184H92V182L90 183ZM97 181V180H96ZM113 181V180H112ZM116 181V180H115ZM126 181H127V183H126ZM57 182V181H56ZM80 182V181H79ZM85 182V183H84ZM84 182H81L80 184H79V186L77 185L78 184V182H77V184H76V182H74L73 184H76L75 186H78L79 188H80V185L81 186H83L84 184H86V182L87 181H84ZM120 182H119V184H120ZM213 182H216V181H213ZM51 183V184H50ZM61 183V184H62ZM65 183V182H64ZM66 183V184H67ZM82 183H84V184H82ZM103 183V182H102ZM105 183V182H104ZM115 183H118V182H115ZM203 183V185H205L204 187H206V188H204V187H202V184ZM216 183H218V182H216ZM226 183H224V184H226ZM233 183V182H232ZM59 184V183H58ZM72 184V185H73ZM60 185V184H59ZM64 185V187H65V184H63ZM89 185H85V186H83V187H86V186H89ZM102 185V184H101ZM106 185V184H105ZM107 185H108V183H107ZM109 185H110V183H109ZM108 185V186H109ZM129 185V186H128ZM201 185V187L200 188H198L199 186ZM67 186H69V185H67ZM67 186L65 187V188H67ZM74 186V185H73ZM102 186H104V185H102ZM111 186V185H110ZM112 186H113V188H114V182H113V184H112ZM118 186V185H117ZM123 186H121V188L123 187ZM213 186H214V183H213ZM57 187V186H56ZM58 187H60V186H58ZM62 187V186H61ZM98 187H100V185L98 186ZM98 187H95V188H98ZM105 187V186H104ZM212 187V186H211ZM63 188V187H62ZM61 188V189H62ZM77 188V187H76ZM76 188L74 189L73 188V190H76ZM88 188V187H87ZM87 188H82V191H84V195H85V197L87 196V195H89L88 193L89 192H86V194H85V190H83V189H87ZM101 188V187H100ZM99 188V190L98 189H96V191L94 192V193H96V194H101V193H104V191H106L107 189H108V187L106 188V189H100ZM115 188H116V186H115ZM114 188V189H115ZM120 188V189H121ZM124 188V187H123ZM209 188V187H208ZM215 188V187H214ZM58 189V188H57ZM56 189V190H57ZM60 189V190H61ZM71 189H72V187H71ZM117 189V188H116ZM118 189H119V187H118ZM218 189H219V191H218ZM230 189V188H229ZM232 189V188H231ZM59 189L57 190V191H60ZM88 190V189H87ZM94 190V189H93ZM93 190H91V192L93 191ZM98 190V191H97ZM112 190V188L110 189V187H109V189L107 190V191H111ZM124 190H126V188L124 189ZM131 190V189H130ZM135 190H136V188H135ZM201 191V193H205L206 191ZM212 189L211 188H209V189H207V192L206 193H211L212 191H211ZM56 191V192H57ZM70 191V190H69ZM82 191L79 189L78 191H77V193H76V195L78 194L79 196H82ZM197 190H195V192H196ZM197 191V192H198ZM200 191H199V193H200ZM211 191V192H210ZM215 191V190H214ZM90 192V193H91ZM112 192V191H111ZM114 192V191H113ZM112 192V193H113ZM116 192V191H115ZM114 192V193H115ZM120 192V191H119ZM119 192H118V194H119ZM121 192H123V191H121ZM132 191H130V193H131ZM194 192V193H195ZM65 193H67L68 194V188H67V192H65ZM71 193V192H70ZM93 192L89 195L90 197L91 196H93V195H95ZM114 193H113V196H114ZM124 193H126L125 191H124ZM130 193H127V195L129 194L130 195ZM149 193V194H148ZM199 193H198V195H199ZM201 193H200V195H201ZM214 193V192H213ZM221 193V192H220ZM71 194H74V192L73 193H71ZM93 194V195H92ZM105 194H106V192H105ZM117 194V193H116ZM117 194V195H118ZM132 194V193H131ZM214 194V195H215ZM64 195V194H63ZM69 195V194H68ZM108 196H111L112 197V195H110V194H107ZM116 195V196H117ZM124 195H126V194H124ZM65 196V195H64ZM67 196V195H66ZM72 196V195H71ZM97 195H95V198L96 199H98V202L100 203V198L98 197H96ZM98 196H100V195H98ZM105 196V195H104ZM119 196V195H118ZM70 196H68V198H69ZM76 197V196H75ZM84 197V198H85ZM103 197V196H102ZM127 197V196H126ZM131 197V196H130ZM221 197H222V199H221ZM63 198V197H62ZM68 198H66V199H68ZM71 198H74V196L73 197H71ZM81 198V197H80ZM94 197L93 198H90L89 199V201L88 202H92L94 199H95ZM105 198H106V196H105ZM112 198H114V197H112ZM118 198V197H117ZM160 198L162 199V198H165V202H164V204L162 205V206H160L159 207V209H158V202H159V200H160ZM56 200H58L57 199V197L55 198ZM61 199V198H60ZM76 199H77V203H79V201H80V199H79V201H78V198L76 197ZM88 199V198H87ZM108 199V198H107ZM107 199H106V201H107ZM116 199V198H115ZM121 198H119V200H120ZM127 199H129V198H127ZM132 199V198H131ZM56 200H54L55 202H53L52 201V203H57L56 202ZM61 200H63V199H61ZM65 200V199H64ZM70 200V199H69ZM81 200H83V199H81ZM86 200V199H85ZM84 200V201H85ZM103 200H104V198H103ZM110 200H113V199H110ZM110 200H108L109 201V203H111V201ZM118 200V201H119ZM211 200V201H212ZM60 201V200H59ZM58 201V202H59ZM66 201V200H65ZM65 201H63V205H64V202ZM95 201V200H94ZM105 201V202H106ZM107 201V202H108ZM116 201H117V199H116ZM133 201V202H134ZM72 201H70V205L71 206H73V207H76V206H74L75 204H73L72 205V203H71ZM75 202V201H74ZM97 202V201H96ZM103 203H105L104 201H102ZM101 202V203H102ZM60 203H61V201H60ZM60 203H57L56 205H58V204H60ZM66 203V202H65ZM76 203V204H77ZM100 203V204H101ZM102 203V204H103ZM108 203V204H109ZM113 203L117 206V204L116 203H118V204H120V202H115V200H113L112 201V205H113ZM49 204H51V203H49ZM48 204V205H49ZM68 204V205H69ZM80 204V203H79ZM86 204H88L87 202H86ZM93 205H95V206H97L96 208H95V210L96 209H98L99 207H100V204L99 205H97V204H94V202L92 203ZM101 204V207H105L106 205L108 206V204H103L102 205ZM110 204V205H111ZM222 204V205H221ZM53 205V204H52ZM55 205V206H56ZM62 205V204H61ZM62 205V206H63ZM66 205H67V203H66ZM70 205H69V208H70ZM82 205V204H81ZM111 205V206H112ZM213 205V204H212ZM220 205H221V207H220ZM54 206V205H53ZM59 207H61L60 205H58ZM58 206H56V208H51V209H58ZM90 205H88V207H89ZM94 206V207H95ZM114 206V205H113ZM215 206V205H214ZM49 207H51L50 205H49ZM48 207V208H49ZM64 207H65V205H64ZM93 207V206H92ZM100 207V208H101ZM120 206H118L117 208L114 206V208L115 209H117L118 211H119V208ZM130 207H131V205H130ZM215 207V208H216ZM85 208L87 209V205L85 206ZM85 208H83V209H85ZM91 208V207H90ZM106 208V207H105ZM109 208V207H108ZM114 208L112 209V207L111 208H109L108 210L110 211V210H114ZM121 208V207H120ZM124 208V207H123ZM182 208H183V205H182ZM50 209V208H49ZM48 209V210H49ZM60 209H63V207H61ZM76 209V208H75ZM122 209V208H121ZM131 209V210H132ZM181 209V208H180ZM217 209V208H216ZM47 210V211H48ZM52 210V211H53ZM64 210H66V212L69 210H67V208L65 207L63 210H59L60 211V213L62 214V212H64ZM70 210H71V212H72V210H73V208L71 207L70 208ZM79 210V209H78ZM78 210H76V211H74L73 213H74V215L76 214V213H79V211ZM88 210V214H89V212H90V214L88 215L87 213H85V217H83V219H85V220H83L82 222H84V223H82V224H85V225H87V224H89V225H87V226H91L92 224L90 223V222H92L93 220H94V216H97L98 217V215H101L100 213L97 215L96 214V212L94 211V209H93V212H95V214H92L91 213V211H92V208L90 209L91 211H89V208L87 209ZM100 210V209H99ZM108 210H106V213H103V212H105V209L102 211V209L100 210L101 211V213H102V216H105V214L107 215V211ZM130 210V211H131ZM169 210V211H168ZM173 210V211H172ZM221 209H219L218 211H220ZM46 211V210H45ZM49 211H51V210H49ZM57 211V210H56ZM56 211L54 212V213H50V212H48L47 214L49 215V213L51 214V215H54V216H56V215H58V213L56 214ZM97 211V210H96ZM108 211V215H110L109 213H111V212H109ZM129 211V213H127V217H129L128 216V214H130L131 212ZM188 211V210H187ZM191 210H189V212H190ZM36 212V211H35ZM38 212V211H37ZM58 212V211H57ZM70 212V211H69ZM68 212V213H69ZM97 212H99V211H97ZM114 212V211H113ZM120 213H121V210L119 211ZM124 212V211H123ZM184 212V211H183ZM183 212H181V214L183 213ZM222 212V211H221ZM42 213V212H41ZM43 213H45V212H43ZM59 213V214H60ZM65 213V212H64ZM64 213H63V215H64ZM67 213V214H68ZM115 213H117V215H118V212H116V210H115ZM168 213V214H169ZM46 214V213H45ZM59 215V216H63V215ZM66 213H65V215L66 216H68L69 217V214L67 215ZM86 214L89 216V218L88 217H86ZM104 214V215H103ZM124 214H125V216H121V218L123 219V221H122V219L120 220V218L118 219V221L120 220L121 222H125V220H124V218L126 219L127 217H126V213L124 212ZM123 214V215H124ZM134 214V213H133ZM132 214V215H133ZM167 214V215H168ZM173 214H175V212L173 213ZM193 214H194V212H193ZM192 214V215H193ZM218 214V213H217ZM217 214H212L211 216H215V215H217ZM82 215L84 216V213H82ZM116 215V214H115ZM119 215H121V214H119ZM167 215H165V217L163 218V219H167L168 217H167ZM180 215V214H179ZM183 215V214H182ZM36 216V215H35ZM46 216V215H45ZM54 216H51V217H47V218H50L49 220H51L52 219V217H54ZM75 216H77V214L75 215ZM110 216H112V215H110ZM130 216H131V214H130ZM169 216V215H168ZM175 216V218H176V215H174ZM174 216H172L173 218H174ZM178 216V215H177ZM195 216V215H194ZM206 216H209V215H206ZM218 216V215H217ZM33 217H34V215H33ZM38 217V216H37ZM56 217H58V216H56ZM61 217H59V218H61ZM109 217V216H108ZM117 217V216H116ZM167 217V218H166ZM170 217V216H169ZM228 217V216H227ZM226 217V218H227ZM238 217H240V219H238ZM46 218V219H47ZM64 218V220L66 219V217H63ZM62 218V219H63ZM71 218H73L74 219V217L72 216ZM82 218V217H81ZM93 218V219H92ZM106 218V217H105ZM110 218V217H109ZM118 218V217H117ZM174 218V219H175ZM179 218V217H178ZM206 218V217H205ZM208 218V217H207ZM211 218V217H210ZM215 218H217L218 219V217H216L215 216ZM214 218V219H215ZM219 218H220V216H219ZM248 219V223L247 224H245V227H247V226H250L249 228H250V230L248 231V232H244V231H242V230H244V225L243 224H240V223H242V222H240L239 220H244V219ZM98 219V218H97ZM104 219V218H103ZM111 219L113 220V216L111 217ZM110 219V220H111ZM114 219H116V218H114ZM159 219V221H161ZM162 219V220H163ZM194 219H196V216H195V218ZM224 219V218H223ZM238 219V220H237ZM247 219H246V221H247ZM49 220H47V221H49ZM61 220V219H60ZM63 220V221H64ZM81 219H79V221H80ZM99 220H100V218H99ZM102 220V219H101ZM104 220H107V219H104ZM104 220H102V221H104ZM175 220H177V218L175 219ZM180 220V219H179ZM179 220H177V221H179ZM206 220H208V221H206ZM205 221H206V223H208V222H210V220H209V218L208 219H206ZM226 220V219H225ZM224 220V221H225ZM229 220V219H228ZM227 220V221H228ZM33 221V220H32ZM35 221H36V218H35ZM51 221H53V220H51ZM68 219H67V222H66V220L64 221V222H66L67 224H68ZM75 221V220H74ZM87 221V222H86ZM115 221V220H114ZM222 221V220H221ZM245 220H244V222L243 223H245L246 222ZM70 222V221H69ZM77 222H78V220H77ZM76 222V223H77ZM94 222H98V225H99V221L97 220H95ZM105 222V221H104ZM110 222V221H109ZM112 222V221H111ZM108 223L107 225H113L112 223ZM121 222H118V223H120L121 224ZM158 222V221H157ZM175 222V221H174ZM183 222V221H182ZM181 222V223H182ZM191 222V221H190ZM223 222V221H222ZM222 222H220L221 223V225H222ZM226 222V221H225ZM240 222V223H239ZM37 223H39V220H38V222ZM37 223H35L34 222V224H37ZM46 223H48V226H46V227H49V225L51 224H49V222H46ZM65 223V224H66ZM75 223V224H76ZM107 223V222H106ZM117 223V222H116ZM117 223V225L118 226H116L115 225V228L116 227H121L122 225L124 226L125 224L123 223L121 226H120V224H118ZM224 223V222H223ZM59 224H60V222H59ZM91 224V225H90ZM97 224V223H96ZM101 224H103V222L101 223ZM101 224L99 225L100 226V228H101ZM105 224V223H104ZM158 224V223H157ZM167 224V223H166ZM166 224H165V226H166ZM172 224L174 225L175 223H173L172 222ZM208 224H210V223H208ZM47 225V224H46ZM71 225V224H70ZM70 225H69V227H70ZM72 225H74V224H72ZM71 225V226H72ZM81 225V224H80ZM79 225V226H80ZM107 225H104V227H102L104 230H102V232H100V231H97L96 233H91L90 231L91 230H88L87 231V235H86V237L88 236V238H87V240H85V243L84 244H82V245H78L79 247H80V249H79V247H77L79 250H81L82 252H84V253H81V251H79V250H77L79 253H77V255L75 254V253H73L72 252V254H75L76 256H78V255H80L81 254V256L84 254V256L85 255H87V254H85V252L87 251H89V250H91L93 247H95V245H97V242L98 241H100V239L103 237V235H104V237H105V235L106 234H115V233H121L122 232V230H121V232L118 230V231H116L115 232V229H114V231H112V229H111V231H110V228H112L111 226H109V228H107L108 226ZM184 225H185V223H184ZM186 225H188V224H186ZM194 225V224H193ZM217 225V224H216ZM224 225V224H223ZM247 225V226H246ZM76 226H77V224H76ZM78 226V227H79ZM82 226V225H81ZM84 226V225H83ZM82 226V227H83ZM93 226H94V224L92 225V227H91V229L93 228ZM103 226V225H102ZM107 226V227H106ZM160 226V227H161ZM175 226H177V225H175ZM218 226H219V224H218ZM35 227H36V225H35ZM50 227H52V226H50ZM68 227V228H69ZM107 229H106V228ZM181 227V226H180ZM184 227V228H183ZM223 227H225V225L223 226ZM222 226H220V228H223ZM75 228V231H76V227H74ZM84 228V230H85V226L83 227ZM98 228V227H97ZM97 228H95V229H97ZM114 228V227H113ZM119 228H116V230L117 229H119ZM167 228V227H166ZM165 227H164V225H163V228H161V235L160 236H162L163 234V230L162 229H166ZM179 228V227H178ZM205 228V227H204ZM209 228V227H208ZM214 228H216V227H214ZM220 228L218 227V229H219V232L220 231H222V230H220ZM248 228V227H247ZM246 228V229H247ZM80 230H82L81 228H79ZM106 229V230H105ZM155 229V230H154ZM160 229V228H159ZM172 229V228H171ZM189 229V228H188ZM212 229V228H211ZM218 229H216V232L219 234V232L217 231ZM224 229V228H223ZM47 230H50V228L49 229H47ZM72 230V229H71ZM97 230H99V229H97ZM153 230V231H152ZM169 230V229H168ZM196 231V232H198L199 233V231ZM204 230V229H203ZM207 230V229H206ZM214 230V229H213ZM212 230V231H213ZM225 230V229H224ZM223 230V231H224ZM50 231H52V230H50ZM65 231V230H64ZM66 231H68V230H66ZM79 230H77V232H78ZM159 231V230H158ZM165 231V230H164ZM207 231H209V230H207ZM215 231V230H214ZM213 231V232H214ZM227 231V233H229ZM246 231V230H245ZM47 232V231H46ZM49 232V231H48ZM60 232H62V231H60ZM83 232V231H82ZM82 232H80L82 235H84V234H86L85 232L84 233H82ZM88 232L89 233H91V234H93V236H89L90 234H88ZM92 232H93V230H92ZM95 232V231H94ZM99 232V233H98ZM114 232V233H113ZM127 232V231H126ZM168 232V231H167ZM204 232V231H203ZM202 232V233H203ZM211 234H212V232L211 231H209ZM208 232V233H209ZM215 232V233H216ZM50 233V232H49ZM159 233V232H158ZM165 233V232H164ZM171 233H172V235H173V232L171 231ZM205 233V232H204ZM203 233V234H204ZM207 233V234H208ZM209 233V234H210ZM215 233H213V234H215ZM225 233H226V230H225ZM56 234V233H55ZM63 234H64V232H63ZM78 234V233H77ZM80 234V235H81ZM110 234V236L112 237V235ZM157 234V233H156ZM168 234H170V232L168 233ZM167 234V235H168ZM195 234V233H194ZM212 234V235H213ZM221 234V233H220ZM220 234L218 235L219 237H220ZM49 235V234H48ZM59 235V234H58ZM58 235H56V236H54L55 238L58 236ZM61 235V234H60ZM60 235L58 236L59 238H60ZM71 235V234H70ZM141 235H143V236H141ZM148 237L147 239H148V241L146 240V239H144V237L146 238V236ZM171 235V234H170ZM193 234H191V236H192ZM217 235V234H216ZM216 235H214L215 237H218V236H216ZM223 235V237H224V233L222 234ZM221 235V236H222ZM226 235V234H225ZM228 235V234H227ZM225 236L226 238L227 237H229V236ZM62 236V235H61ZM109 236V237H110ZM117 236V235H116ZM127 236H128V234H127ZM159 236V235H158ZM165 236H166V234H165ZM190 236V237H191ZM194 236V235H193ZM197 236V235H196ZM232 236V237H231ZM78 237H80L79 235H78ZM82 237V236H81ZM86 237H85V239H86ZM110 237V238H111ZM132 237L130 238V239H132ZM142 237V239H140ZM164 237V236H163ZM162 237V238H163ZM167 237H169V236H167ZM200 237H201V234H200ZM206 237V236H205ZM218 237V238H219ZM49 238V237H48ZM51 238H52V236H51ZM72 238H73V236H72ZM77 238V237H76ZM110 238H109V241H110ZM118 238V237H117ZM151 238H152V241H150L151 240ZM158 239V243H162V240H161V242H160V239H161V237H160V239H159V237H157ZM166 238V237H165ZM171 238H173V236H171ZM194 238V237H193ZM209 238V237H208ZM211 238V237H210ZM226 238H222V240L224 239H226ZM50 239V238H49ZM57 240H58V238H56ZM55 239V240H56ZM61 239V238H60ZM63 239H65V238H63ZM75 239V237L72 239V240H74ZM78 239V238H77ZM80 239V238H79ZM107 239V238H106ZM129 239V240H130ZM143 239L145 240L144 242L145 243H143ZM168 239H170V238H168ZM198 240L199 239V237L197 236V238H195V240ZM203 239H204V237H203ZM203 239H202V242H203ZM55 240H53V241H55ZM66 240V239H65ZM69 239H67V241H68ZM103 240V239H102ZM112 240H114V238L112 239ZM111 240V241H112ZM115 240H116V238H115ZM118 240H119V238H118ZM118 240H116V241H118ZM207 240V239H206ZM205 240V241H206ZM209 240V239H208ZM231 240V239H230ZM229 240V241H230ZM63 241V240H62ZM75 241V240H74ZM73 241V242H74ZM80 241V240H79ZM107 241V240H106ZM106 241H104V242H106ZM110 241V243H112ZM119 241H121V239L119 240ZM125 241V240H124ZM127 241V240H126ZM147 241V242H146ZM156 241V240H155ZM163 241H165V240H163ZM168 241V240H167ZM169 241H171V240H169ZM168 241V242H169ZM232 241V240H231ZM48 242H52L51 240H49ZM48 242H46V243H48ZM59 241H57V243H58ZM60 242H61V240H60ZM60 242H59V245H60ZM64 242H66V241H64ZM69 242V241H68ZM77 242H78V240H77ZM84 242V241H83ZM104 242H101V243H104ZM123 242V241H122ZM128 242V241H127ZM126 242V243H127ZM55 243V242H54ZM53 243V244H54ZM63 243V242H62ZM76 243V242H75ZM79 243V242H78ZM107 243H109L108 241H107ZM106 243V244H107ZM114 243V242H113ZM117 243V242H116ZM150 243H147V248H148V245L150 244ZM158 243H156V244H158ZM207 243V242H206ZM212 243H213V245H212ZM215 243V244H214ZM52 243H51V245H53ZM67 244H69V243H66L65 244V246L64 247H66V245ZM124 244V243H123ZM155 244V245H156ZM163 244H164V242H163ZM167 244H169V243H167ZM167 244H165V245H167ZM205 244V243H204ZM221 244V243H220ZM219 244V245H220ZM227 244V243H226ZM229 244V243H228ZM50 244H48V246H49ZM57 245V244H56ZM55 245V246H56ZM119 245V244H118ZM118 245L116 246V247H118ZM122 245V244H121ZM128 243L126 244V245H123V248L125 247H127L128 249H129V252H131L132 250V253L134 252V249H132L131 247H130V245H128ZM154 245V247L156 248L157 246H155ZM162 245V244H161ZM165 245H164V247H165ZM223 245V244H222ZM230 245H231V243H230ZM229 245V246H230ZM102 246V248H103V244L101 245ZM106 246V245H105ZM112 246V245H111ZM111 246L109 245V246H106V248H103L104 250L106 249V250H110V248H111ZM135 246V245H134ZM158 246H159V244H158ZM225 246V245H224ZM224 246H222V247H224ZM50 247V246H49ZM74 248V246H73V248H74V250L75 249H77V248ZM107 247H108V249H107ZM110 247V248H109ZM113 247H115V246H113ZM115 247V248H116ZM122 246H120V249H121V253L123 252V249L121 248ZM150 247H152V249H153V246H151L150 245ZM170 247V246H169ZM57 248H59V247H56V249ZM63 248V247H62ZM91 248V249H90ZM99 248V247H98ZM102 248H99V249H101V251H102ZM158 248V247H157ZM172 248V247H171ZM203 248H208V249H210L209 251H206L205 249V251L203 250L202 251V249ZM66 249V248H65ZM117 249V248H116ZM120 249H117V250H120ZM132 249V250H131ZM149 249V248H148ZM152 249H150V250H152ZM159 250L161 249L160 247L158 248ZM168 249H170V248H168ZM227 249H228V247H227ZM61 250V246H60V249H59V251ZM94 250V249H93ZM103 250V251H104ZM112 250V249H111ZM114 250V249H113ZM112 250V251H113ZM162 250H163V248H162ZM162 250L160 251V253L159 252H157V250H156V252L158 253V256H159V254L161 255V253H162ZM165 250V249H164ZM167 250V249H166ZM69 250H68V248H67V250L65 251V252H68ZM100 251V250H99ZM99 251L98 250H96V251H92V253H91V258H92V256L94 255L93 253H95V255H94V257H96V259L97 260H95V261H97V262H99L98 260H99V258L97 257V253H99ZM126 251V252H125ZM145 251H147L146 249H145ZM64 252V253H65ZM70 252H71V250H70ZM69 252V253H70ZM75 252V251H74ZM97 252V253H96ZM108 251H106L105 253H107ZM111 252V251H110ZM114 252H116V250H114L113 251V254H114ZM124 252H125V254H126V256L129 254L128 253V251H127V249H125L124 250ZM141 252V251H140ZM149 252V251H148ZM151 252V251H150ZM154 252V251H153ZM63 253V254H64ZM89 253V252H88ZM105 253H103V254H105ZM117 253H118V251H117ZM120 253V256L121 255H123V254H121ZM128 253V254H127ZM131 253V255H133L134 253H135V255L136 254H138V255H136V256H140V253L138 252V250H137V252H136V249H135V252L132 254ZM163 253H166V252H163ZM163 253H162V255H163ZM68 254V253H67ZM97 254V255H96ZM100 254V253H99ZM103 254H101V255H103ZM109 254V253H108ZM107 254V255H108ZM112 254V253H111ZM111 254H109V255H111ZM112 254V255H113ZM124 254V255H125ZM148 254V253H147ZM146 254V256H148ZM152 254V253H151ZM69 255V254H68ZM89 256H90V253L88 254ZM100 255V256H101ZM106 255V254H105ZM111 255V256H112ZM116 255V254H115ZM131 255H129V258L130 257H132ZM145 255V254H144ZM153 255H156V254H154L153 253ZM152 255V256H153ZM161 255V256H162ZM164 255H168V253L167 254H164ZM58 256H61V255H58ZM57 256V257H58ZM63 256V255H62ZM74 256V255H73ZM83 256V257H84ZM99 256V257H100ZM119 256V257H120ZM135 256V258H137ZM141 256H142V254H141ZM140 256V257H141ZM146 256H144V257H146ZM149 256H151V255H149ZM157 256V255H156ZM158 256H157V258H158ZM57 257L56 258H54V260H56L57 259ZM65 257V256H64ZM63 257V258H64ZM81 258L79 261L82 263V260H84V258ZM94 257L92 258V259H94ZM122 257V256H121ZM143 257V258H144ZM154 257V256H153ZM153 257H151V258H153ZM166 257H168V256H166ZM165 257V258H166ZM61 257H58V259L57 260H59ZM67 258H69L68 256H67ZM71 258V257H70ZM76 258V257H75ZM80 258V257H79ZM78 258V259H79ZM108 258V257H107ZM113 258H115L114 256H113ZM118 258V257H117ZM116 258V259H117ZM129 258H126V260L127 259H129ZM133 259H134V256L132 257ZM131 258V259H132ZM143 258H142V262L145 264V261H143ZM150 258V259H151ZM155 258V257H154ZM157 258H155V260L157 261V263H158V260L159 259H157ZM159 258H161V257H159ZM73 259V258H72ZM92 259H90V260H92ZM105 259V258H104ZM109 259H110V257H109ZM120 259H122V258H120ZM119 259V260H120ZM57 260H56V262H57ZM77 260V259H76ZM75 260V261H76ZM88 261V256H87V258L85 257V260L84 261ZM89 260V261H90ZM115 260V259H114ZM130 260V259H129ZM147 260H148V258H147ZM154 259H152V261H153ZM163 260V259H162ZM62 262H63V260H61ZM72 260H70V262H71ZM78 261V260H77ZM94 260H92V261H90L91 263L93 262H95ZM107 261V260H106ZM124 261V257H123V259H122V264H127L128 262V260L126 261L127 263H125V261ZM131 261V260H130ZM134 261H135V259H134ZM131 261V262H133V264L135 263V264H137V261ZM138 261H139V258H138ZM140 261H141V258H140ZM150 261V260H149ZM148 261V262H149ZM151 261V262H152ZM160 261V260H159ZM55 262V263H56ZM67 262H69V261H67ZM79 262V263H80ZM105 262V261H104ZM112 262V261H111ZM114 262V261H113ZM131 262H129L130 264H131ZM141 262V263H142ZM151 262H149V264L151 263ZM160 262H162V261H160ZM169 262V261H168ZM173 262H171V263H173ZM58 263H59V261H58ZM72 263H73V261H72ZM78 263V262H77ZM78 263V264H79ZM83 263H85V262H83ZM101 262H99V264H100ZM106 263V262H105ZM104 263V264H105ZM140 263V262H139ZM153 263H155V261L153 262ZM170 263V262H169ZM170 263V264H171ZM57 264V263H56ZM66 264H68V263H66ZM74 264V263H73ZM87 264V263H86ZM95 264H97L96 262H95ZM101 264H103V263H101ZM107 264V263H106ZM115 264H117V260H116V262H115ZM158 264H162V263H158ZM164 264H165V262H164ZM167 264V263H166Z\"/></svg>", "mask_w": 264, "mask_h": 264}, {"label": "rangeland", "instance_id": "obj_2", "mask_svg": "<svg viewBox=\"0 0 264 264\" xmlns=\"http://www.w3.org/2000/svg\"><path fill=\"white\" fill-rule=\"evenodd\" d=\"M87 1H89L90 2V4H89V2H86V0L84 1V2H86V4H87V9L88 8H90V7H88V6H90L91 4H93V6H92V9L90 10L91 11V14H92V11H93V16H96V17H98L97 19H98V21H106L107 20V18L105 19H103V17H101V16H105L107 13L105 12V13H103L104 11H101L100 12V10H99V8L102 6V5H104V8H105V1H102V0H97L96 2L98 3H96V2H94L95 0H87ZM101 1L103 2V4L101 3ZM92 2V3H91ZM94 2V3H93ZM96 3V4H95ZM95 4V5H94ZM97 5V6H96ZM96 6V7H95ZM113 8L115 7V5L114 6H112ZM95 8V9H94ZM98 8V9H97ZM97 10H99V11H97ZM102 10H105V9H102ZM107 11V10H106ZM98 12L99 13H101V15H99L98 14ZM102 13H103V15H102ZM105 14V15H104ZM73 15L74 14H72V16H70V20L71 21H73V23H74V17H73ZM99 15V16H98ZM101 19H100V18ZM105 17H108V16H105ZM72 18V19H71ZM74 19V20H73ZM69 20V21H70ZM69 21H67L66 23L69 25V27H68V25H66V24H64V25H66L65 27H64V25L62 26V27H60V30L59 31H61V29H62V31H63V33H62V31L60 32L61 33V37H59V39H57V37L55 38V37H52L54 40H55V42L53 41V39H51L52 41H50V44L52 45V44H54V45H56V42L58 41L59 43L62 41V40H65V39H67L66 41H65V43L67 42V41H69V42H67L66 43V45L68 44V43H72V45L74 46L73 47V51H75L76 49V52L78 53V51L81 49L80 48V46H78L76 49H75V47L77 46V44L79 45V43L81 42V44L80 45H83V44H85L84 43V41H83V39H82V37L81 36H79V34L83 31L81 28V32L80 33H77L78 32V30L79 29H76V25L74 26V25H72L71 24V22H69ZM122 25V24H121ZM71 26V27H70ZM72 26H73V28H75V31L76 32H73V30H72ZM130 27V29L131 30H129V35H128V32H127V34H123V32L125 31V27H123L122 28V31H119L121 28L118 26V27H116L115 28V30H113L112 32H113V34L115 33V35L114 36H116L117 37V35L116 34H118V39H120V38H122V35L124 36V35H128V36H126L124 39H123V41H122V44H124L123 46L124 47H126V46H128L129 48H130V50L132 49V51L133 52H136L137 54H138V50H141L142 49V47H146L145 49L143 48L142 49V51L141 52H143V53H140L139 54V57H140V59H141V61H143L142 63H141V61H140V64H143V63H145V64H143V65H147V66H149L150 65V67H154V64L155 63H157L158 61H159V54H157V53H155V54H152V52L153 51H151V50H153L152 49V45H150V43L151 44H153V41L152 42H150V39H145L146 38V36H145V34H143L142 35V37H140V38H136V35H134L133 34V36H131V31H132V28H134L133 29V31L135 30V27L134 26H129ZM129 27H128V29H129ZM67 28H70V30L68 29L67 30ZM86 28H84V30H85ZM116 29H118V31H116ZM57 30V31H58ZM59 31H58V34H60L59 33ZM117 32V33H116ZM119 32H120V34H119ZM122 32V33H121ZM131 32V33H130ZM74 33H76V35L74 34ZM57 34V36H59ZM71 34V35H70ZM74 34V35H73ZM63 35V36H62ZM67 35H69V37L67 36ZM121 35V36H120ZM66 36H67V38H66ZM71 36H73L72 38H70ZM81 37V38H80ZM61 38V39H60ZM63 38V39H62ZM70 38V39H69ZM76 38V39H75ZM78 38V39H77ZM128 38L130 39V40H128ZM132 38V39H131ZM133 38H135V39H133ZM56 39H57V41H56ZM81 39V41L80 42H77L76 43V41H78V40H80ZM139 39V40H138ZM143 39V40H142ZM61 40V41H60ZM71 40V41H70ZM72 40H76L75 41V43H73V41ZM121 40L122 39H120L119 41L121 42ZM82 41H83V43H82ZM126 41L129 43V45H126ZM130 41H132V42H130ZM149 41V42H148ZM146 42V43H145ZM62 43H63V41H62ZM65 43L63 44L65 47H66V45H65ZM127 43V44H128ZM132 43V44H131ZM144 43V44H143ZM148 43V45H146ZM48 45V44H47ZM59 45V44H58ZM62 45V44H61ZM63 45H62V47H63ZM68 45H70V44H68ZM86 45V44H85ZM84 45V46H85ZM140 45H141V47H140ZM144 45V46H143ZM150 45V46H149ZM158 45H160V44H158ZM49 46V48L50 47H52V48H57V47H59L60 48V45L59 46H57V47H53V45L52 46H50V45H48ZM87 46V48L86 47H84V48H86V51H88V55H87V52H86V55H87V57H88V59L90 58V60L91 61H89V60H87V58L85 59L84 58V56L85 55H83V54H85V51H84V53L82 52V51H80L81 53H82V55H80L79 53L77 54L76 52V54L74 53V52H72L71 53V55H75V56H73L72 58H71V61H69L68 59V61L70 62V64H69V62L68 61H66L65 63L66 64H69V67L67 68L66 67V69H69V71H68V76H67V78H66V80L64 81L65 83H66V85H64V88L63 87H61V86H59L62 90H60V92H58V94L59 93H61L62 95H63V97H62V95H61V97H59L58 98V94H57V92H55V91H57V90H59V89H55V91H54V89H53V91H54V93H56V95L55 96H57V97H55V98H53V95L51 94L53 91H48L49 89H47V91L45 92L46 94L45 95H47V96H45L44 94H43V96H42V91L44 92V89H42L41 88V90L40 89H34V90H32V88H30V91H28L27 90V92L28 93H26L25 92V90H22V91H19V90H11L10 91V93L8 94V96H10V97H8L7 96V93H4V89H5V86H4V84L3 85H1L0 84V102H1V100H3V102H1V103H3L2 105L4 106V108H9V109H11L10 107H12V110H10V111H7V112H9L8 114H9V118H10V114H11V116L12 117H14L13 119H15V118H17V120L15 119V121L12 119V117L10 118V119H12V120H8L9 118H8V114H7V116L3 113V111H4V108H3V106L1 105L0 106V110L2 111H0V264H66V263H68V264H78L80 261V259L84 256V254L81 256V254L80 255H78V256H76L77 255V253H79L77 250H79L80 249V245H82V244H84L85 243V240H87V238H88V236L86 237V235H87V231L88 230H91L90 232L91 233H96L97 231H100V232H102V230H104L102 227H104V225H107L108 223H110L111 221V223L113 224L112 226L114 227H112L110 224L109 225H107L106 227L107 228H109V226H111L112 228H110V231H111V229H112V231H114V229H115V232L116 231H120L121 232V230H122V232L121 233H115L114 235L113 234H111L112 235V237L110 236V234H106L105 235V237H104V235H103V237L100 239V241H98L97 242V245H95V247H93L91 250H89L88 252L90 253V256L88 255L89 253L86 251L85 252V254H87V255H85L83 258H84V260H85V257L87 258V256H88V261L86 260V261H84V260H82V263L80 262L79 264H95V262L97 263V264H99V262H101V263H107V264H115V262H116V260H117V264H122V259H123V257H124V261H125V263H127V264H130L129 262H131V261H134V259H135V261H137V264H144L143 262H142V258L144 257V256H146V254L148 255V256H146V257H144L143 258V261H145V264H149V262H151L152 261V259H154L150 264H158V263H162V264H164V262H165V264L167 263V264H170L171 262H173V261H171V260H169L168 259V261L170 262H168V261H164V259L166 260L167 258H169L170 257V253L168 252V251H173V250H171V249H173L174 247V243H172V239H174L175 238V236L174 235H176V233H178V231L182 228V226H186V227H188L187 228V230H189V231H191L190 229H191V226H194V228L197 226L198 227V225L199 224H204V222H205V224H207V226L206 225H199L200 227H198L199 229L201 228V226L203 227V229L201 228V230H202V232L204 233H202L201 231H199L198 229V231H199V233L198 232H196L197 230H193V227H192V231H195L194 233H190L189 235L191 236V234H193L191 237L189 236V238H192L191 239V241H189V243L191 244V245H193V243H196L195 241H201V243H203V245H207V244H209L212 240L215 242L216 240H214V239H217V240H219V239H221L220 241H217V242H215L214 244L215 245H213V243H212V245L214 246V247H219V249H220V251H227V253H231V251H233L234 249H232V248H230V247H233L234 248V246H233V235L234 234H232V233H230L227 229H229V227H228V224H229V222L230 221H232L231 220V217L229 216V214L227 213V212H225L224 211V209L222 210V208H223V206L221 207V205H220V207L221 208H219V209H221L220 211H218L219 209H218V207H219V204L221 203L220 201V196H222V191L221 190H225V188L227 187V184L228 185H230L231 187H227L228 189H227V191H229V190H231L230 192H235L236 190V188H238V187H236L238 184H239V182H240V180H242V179H240L239 178V180H238V177L239 176H241L238 172H236L241 166H242V162H243V160H241L240 161V159L238 158V157H240V155H241V157L243 156V153H240V155H238L237 153H236V151H234V150H237V152H239V150L241 151V152H243L241 149L243 148L242 146L240 147V149H234V147H239L240 145H243V142L244 141H247V137L245 138V136L246 135H243V138L241 137L242 136V133L243 134H247V133H245L246 131H245V129H244V127H243V125H241L242 123H243V121H247L248 120V118H249V114H250V109L249 108H251V103H250V100H249V98L246 96V93L242 90V89H240V87H237V86H235L234 87V90L232 89L231 90V88H233V86H234V83H231L230 82V84H229V88H230V90H229V92L231 93V94H229L228 95V98H229V96H230V98H232L233 96V100L235 101L236 99H237V101H233V103H231L230 101H232V99L230 100V101H228V100H226V102L228 101V104L229 105H233L234 103L236 104V102L237 103H239V104H237V107L235 106V105H233V106H228L227 105V103H225L226 105H227V107H222L221 108V106L219 107V108H217V109H219L220 110V108H221V110L219 111V110H217L218 111V113H217V111H216V113H217V115H215L211 120L212 121H210L211 122V124L212 125H210V122H209V124H208V128H207V137L209 136V139H208V141H207V138H206V141L203 143V156L205 157L204 159H205V161H204V165H203V167H206V168H203V171L201 170V173L199 172L198 173V175H197V178H198V180L201 182L202 181V179H204L205 178V180H203V183L205 184V181H206V184H208V182H207V180H206V178H208L211 182L208 184L209 186H207L206 185V187H207V189H209V188H211L212 190V192L211 193H206L207 192V189L206 190H204V189H201L200 187H201V185H202V187H204L205 185H203V183L198 187V188H200V190L201 191H206L205 193L203 192V193H201V191H200V193H201V195H200V193H199V191H198V189H195V190H197L196 192H195V190H192L191 192H190V194L192 195V196H190L187 200H186V202L185 203H183L182 205H183V208H182V205H181V207H179V209L178 208H175V210L173 211V213L175 212V214H173L172 213V215H171V212L168 214V213H166L165 215H167V219H163L164 217H165V215H164V217L162 218V219H160V218H158L157 219V221H156V225L158 226V225H160L161 223H162V226L160 227V226H158V227H156V228H158V229H154L155 231H154V233H152V234H150V235H145L146 236V238L144 237V239H146L147 241H148V239H150V236L152 235H157V237H159V239H160V237H161V239H160V242H161V240H162V245L160 244V243H158L159 241L157 240L158 238L156 237V236H153L152 238L154 239L155 237V240H153V242L152 243H150L149 241L147 242V243H150L149 245H148V248H147V243H145L144 241V239H143V243H145L146 244V246H144L143 247V245H142V249H140L139 250V246H140V244H139V248H132V247H137L136 246V244L140 241L138 238L136 239V241H138L136 244H134L135 243V240H133V238H135V237H132V236H130L131 234H129V231H128V229L130 228V226L133 224V221L135 220V219H137L139 216H141V215H145L146 214V212L148 211V208H149V206H150V204H151V200H150V198L149 197H145V199H144V204H143V206H142V208L140 209V210H138V211H136V212H134V210L132 209L133 208V206L135 207V198H136V196H137V187H133V186H131L132 188H129V189H127V185H126V187L125 186H123V185H125V183H122V182H120L119 180L117 181V179H113L112 177H114L113 175H118L123 169H122V167L123 166H125V170H129L128 172L129 173H127V171H122V173L121 174H123V176L125 175H127L128 174V176L132 173V174H134L135 175V171H136V167H137V162L139 161H136L137 160V158L139 157V152L140 151H138V154L136 153V152H134V150L133 149H135V147H131V149H129L130 148V145L131 146H135V145H133L135 142L136 143H139V144H137V145H139V147L141 148V147H145L146 145H147V141H149L151 138H152V135H150L149 133L151 132V128L153 129H156V126H157V122H158V124H159V121H157V116H158V118H160L161 116L159 115V113H162V112H160L161 110H162V105H161V107H160V102L159 101H157V102H152V98H155V92H149L150 90L147 88V86L146 85H144L143 86V88H145V89H143L142 91H141V93L139 92V94L143 97V95H148V93H149V95L151 96V100H149L150 99V97H149V95L147 96L148 98V101L147 100H145L146 98H145V96H144V98H142L141 96H139V94H138V96L136 95L137 93H138V91H136V93H135V96H133V94H132V92H131V89L132 88H135V86L134 87H132L133 85H131V84H133V82H134V77H135V75H136V78H137V75L139 76V74H136L135 72H131V71H127V70H125V72H124V69H122L121 68V66L119 67V65H117L116 64V67H113L112 65H113V61L112 60H110V59H106L108 62L109 61H112V65H111V63L109 62V64H108V62H107V64H106V66H105V63L104 62H102L103 64L102 65H104L108 70H110V68H112L113 67V69H111V71H108V72H106L107 71V69L106 70H102L101 69V71H98V69H96L95 71V73H97L96 75H94L95 73L94 72H92L91 71V69H94L93 68V66L94 65H96V67L97 66H99V70H100V68H103L104 66H102L100 63V59H99V62L96 60H93V54L91 55L90 53H92V52H90V46H88V45H86ZM131 46H132V48H131ZM134 46V47H133ZM138 46V47H137ZM161 46V45H160ZM47 47V46H46ZM82 47V46H81ZM162 47V46H161ZM84 48H82V49H84ZM138 48H140V49H138ZM148 48H150V49H148ZM158 48L160 49V47L159 46H157L156 47V49L158 50ZM51 49V48H50ZM88 49V50H87ZM136 49H137V51H136ZM148 51H147V50ZM157 50H155L154 49V51H157ZM72 51V50H71ZM151 51V52H150ZM140 52V51H139ZM146 52H148V53H146ZM149 52H150V54H149ZM154 53V52H153ZM147 54H149V55H152V56H149V57H153V59L152 60H154V59H157L158 61H156V60H154L155 62H153L152 63V61H150L151 63H152V66H151V64H149L148 65V63H147V59H146V57L145 56H147ZM79 55L81 56V57H83L84 58V61L82 62V63H80V61H82V59L81 60H79L78 59V57H79ZM140 55H142V56H140ZM156 55V56H155ZM158 55V56H157ZM61 57L60 58H63V54H61L60 55ZM147 56V57H148ZM154 56H155V58H154ZM75 57V58H74ZM81 57H79V58H81ZM86 57V56H85ZM161 57V56H160ZM74 58V59H73ZM105 59V58H104ZM143 59V60H142ZM145 59H146V61H145ZM74 60L76 61V62H78L77 64H76V62L74 63ZM86 60V61H85ZM65 60H62V62H64ZM95 61V62H94ZM145 61V62H144ZM96 62L99 64V65H97L96 64ZM92 63H94V65L93 66H91L92 65ZM147 63V64H146ZM178 64H179V66L180 67H182L183 66V74H182V76H181V78L183 79V83H185V84H180V82L182 83V79H180L179 80V84L181 85V87L182 86H187L188 88L186 89V87L184 86V87H182L183 89H186V90H188L189 92H187L186 90H184V92H186V94H187V97L189 96V93L191 92L190 90L192 89V85H193V83H191V84H189V82L185 79V78H187L185 75H189L190 76V74H188L189 72L190 73H193V71H192V68H191V66L189 65V64H187V65H189L190 66V68L191 69H189L187 66H186V64H184L185 62H182L183 63V65H182V63H181V61H178L177 62ZM62 64H64V63H62ZM62 64H60V65H62ZM83 64L85 65V66H88V64L91 66V69H89V71H87V72H89V74H91L92 75V73H93V77L91 76V75H89V77L91 76V78L89 79V77L87 76V78L85 77V76H83L82 75V71H83V74L84 73H86L85 71L86 70H84L86 67L84 66L83 67ZM57 65L58 64H56V67H57ZM59 65V66H60ZM65 65V64H64ZM78 66L79 67V69H81L80 71V74L82 75V76H80V75H75V73H77V72H74V70H76L75 68H74V66ZM138 65H139V63H138ZM142 65V66H143ZM157 65V64H156ZM63 66V65H62ZM62 66L60 67L61 68V70H62ZM65 66H68V65H65ZM112 66V67H111ZM114 66H115V64H114ZM186 66V67H185ZM55 67V66H54ZM78 67H76V68H78ZM89 67V66H88ZM87 67V68H88ZM95 67V66H94ZM95 67V68H96ZM104 67V68H105ZM110 67V68H109ZM120 68V69H118L117 70V68ZM156 67V66H155ZM53 68V67H52ZM86 68V69H87ZM90 68V67H89ZM103 68V69H104ZM115 68H116V70H115ZM187 68L189 69V70H191V71H189V70H187ZM79 69L77 70V71H79ZM180 69H182V68H180ZM179 69V72L177 73L178 75L180 74L181 75V70ZM60 70V69H59ZM60 70V72H62V73H64V74H66V70L65 69H63V71H61ZM115 71L117 72V74L115 73ZM118 71H119V73H118ZM178 70H176V72H177ZM186 71H187V74H185L186 73ZM92 72V73H91ZM100 72V73H99ZM105 73V74H103V73ZM110 72H111V74H110ZM123 72H124V74H123ZM133 74L132 76L130 75L131 73ZM175 72V71H174ZM176 72L174 73L175 75H173L174 76V78H173V76H172V83H173V85H175V83L178 81V79H179V77H180V75L178 76L177 75V77L178 78H176V80L177 81H175V76H176ZM73 73H74V75H73ZM99 73V74H98ZM78 74V73H77ZM87 75H88V73H86ZM100 74H101V76L102 75H104L105 76V78H104V80L106 81V82H108V83H104L105 84V86L108 84V86L110 85V83L111 84H113V86H111V87H113V89H114V91L116 92H120L121 90H119L118 91V88H120V89H122V91H121V93L122 92H124L125 93V91H129L128 92V94H124V93H122L124 96H122L123 98H124V102H125V97L126 96H128V102H126V103H128V104H126L127 106L129 105V107H127L126 105H125V103H124V106L125 107H127L128 108V111H127V109H125L124 111H123V109H124V107H123V104H122V107H123V109H120V108H122V107H118V106H116L117 108L116 109H118V112H119V114L123 111L124 113L125 112H127V113H123L122 112V114H120V117H115V116H113V115H111L112 114V111L114 112V113H116V111H115V105L114 106H112V109H110L111 108V106H109L110 108H108L107 106L109 105H107V101H106V99H104V95H100L101 97H103V98H101V97H99V94L100 93H97V95H96V92L98 91L96 88L97 87H94L93 85H92V87L93 88H95V89H93V91H95V92H92V89L91 90H89L90 92H88V87H89V89L90 88H92L91 87V82H92V84H95L96 82V84H99V83H103L104 82V80H102V82H101V79H99L100 78ZM119 74V75H118ZM122 74V75H121ZM125 74H126V78H125ZM154 74V73H153ZM153 74L152 75H150L151 77H153ZM156 74V73H155ZM154 74V75H155ZM185 74V75H184ZM85 75V74H84ZM98 75V79L96 78V77H94V76H97ZM108 75H109V78H107L108 77ZM123 80V81H125V82H127V83H125V84H127L125 87H123L122 85L120 86L119 85V83L120 84H124V83H122L123 81L121 80V81H119L118 83L116 82V80H118L119 79V77ZM129 75V76H128ZM191 75H193V74H191ZM80 76V77H79ZM194 76V75H193ZM189 77V78H187L188 80L189 79H194V77ZM87 79V80H89L90 81V83H89V85L90 86H87L88 84H87V82H89V81H87L85 78ZM117 79H116V78ZM128 77V78H127ZM131 77V78H130ZM150 77V78H151ZM183 77H185V78H183ZM73 78L74 79H76V78H78V79H81L80 80V82L79 83H81V82H85L84 83V87L81 85V86H79L80 88H81V90H80V88H79V90L80 91H78V92H76L77 91V85H79V83L77 84V82H78V79H76V80H73ZM82 78H84V79H82ZM92 78H96L98 81L100 80V82H98L97 80H96V82L94 81L95 79H93V80H91ZM219 78V77H218ZM217 78V81L219 82L221 79L219 78L218 79ZM63 79H64V77L62 76V78H61V80L63 81ZM110 81H109V80ZM112 79V80H111ZM127 79H129V82H128V80ZM133 81H132V80ZM138 79H142V78H139L138 77ZM174 79V80H173ZM73 80V81H72ZM108 80V81H107ZM131 80V81H130ZM185 80H186V82H185ZM229 80V79H228ZM228 80H226V82L228 81ZM70 81H72V82H70ZM113 83H112V82ZM190 82H192V80H189ZM210 82H211V80H209ZM73 82H75V84H76V86L75 87H73L75 84H73ZM93 82H95V83H93ZM188 82V83H187ZM208 82V81H207ZM210 82H208L209 84H210ZM69 83H71L72 85H70ZM83 83H81V84H83ZM172 83H170L171 85H172ZM187 83V84H186ZM221 83V81L218 83V84H220ZM229 83V82H228ZM58 84V83H57ZM57 84H55V86L57 85ZM103 84V85H104ZM118 84V85H117ZM170 84H168V88H170L171 87V85ZM178 83L176 84V86H174L173 88H175V87H177V85H178V88H177V90L176 91H174V90H172V91H174V92H177L178 94H179V90L182 92L183 90L180 88L179 89V85ZM191 85V86H190ZM205 85H208L207 83L205 84ZM230 85H233L232 87L230 86ZM4 86V87H3ZM54 86V87H55ZM63 86V85H62ZM70 86V87H69ZM120 86V87H119ZM146 86V87H145ZM53 86H52V88H54ZM76 88V90L74 89L73 90V88ZM107 87V86H106ZM110 87V86H109ZM108 87V88H109ZM127 87V88H126ZM51 88V89H52ZM57 88V87H56ZM70 88H72V89H70ZM83 88H84V91H83ZM147 88V89H146ZM50 89V90H51ZM70 89V90H69ZM125 89H128V90H125ZM171 89V88H170ZM35 90L37 91V93H38V95L40 94L41 96H38V95H34V93H32V92H35ZM40 90V91H39ZM46 90V89H45ZM64 90V91H63ZM72 90L74 91V93L76 94V93H79V94H76V96L74 95L73 97H77V95H78V97L76 98V100H75V98H74V100H73V97L71 98L70 96H68V95H70L69 94V92L70 93H72ZM123 90H125V91H123ZM133 90V89H132ZM135 90V89H134ZM138 90V89H137ZM147 90H148V92H147ZM32 91V92H31ZM144 91V92H143ZM233 91L235 92L234 93V95H233ZM40 92V93H39ZM49 92H50V96H49ZM87 92H88V94L89 95H87ZM92 92V93H91ZM126 92V93H127ZM183 92V93H184ZM29 93H32L31 95H29ZM94 93V95H92L91 97H93V99L95 100L96 98L98 99V97H99V102H100V99H102V100H105L106 101V103L104 104L105 106H106V108H108V109H110V110H112L111 112H110V110L109 111H107L108 109H105V106L103 105V104H101L102 103V101L99 103V102H97V99H96V103H99L98 105H100L101 106V108H97V110L98 109H103L102 108V106H104V110H102V111H97V110H95L96 109V107H97V105H96V103H95V107L94 106H92V109H90L91 108V106L90 105H93V103H92V98H88V97H86V95L87 96H90V94H93ZM121 93H119V94H121ZM147 93V94H146ZM153 93H154V95H153ZM183 93H180V94H182V96L181 95H179V96H181V97H179V96H175V97H179V98H177L178 99V101H179V99H180V103L181 104H179V103H177L176 102V100H175V104H177V105H175V106H173L174 105V103L173 104H171L173 107H171L170 108V110H171V116L169 117V118H171V119H169V121H171V123H173V120L174 119H176L175 117L176 116H178V115H176L178 112L176 111L177 109L176 108H180L181 106H183V102L185 103V101H183V100H187V97L183 94ZM4 94H6L5 96H4ZM13 94V95H12ZM118 94V93H117ZM121 94V95H122ZM79 95H81V96H79ZM126 95V96H125ZM154 97H153V96ZM186 97H184V96ZM3 96L4 97H6V98H4V99H1V97L3 98ZM34 96L36 97V96H38L37 97V99L39 100V102H40V99H39V97H42L45 101H47V97H48V100L49 101H47L48 103H50L51 104V101H52V99H53V103L51 104L52 105V107L54 106V103H55V106H54V109L57 107V109L52 113V116H50L49 115V111L51 110V112L53 111L52 109V107L50 106V107H47L46 106V108H45V105H47L48 103L46 102V104H44V107H42V108H45V109H41V107H39V106H36L38 103H37V100L35 101L34 100ZM84 96V97H83ZM96 96H98V97H96ZM137 96V97H136ZM238 97V98H236V97ZM8 97V98H7ZM33 98V100H34V102L35 103H33V101H32V98ZM44 97H46V98H44ZM83 97V98H82ZM85 97L87 98V99H85ZM96 97V98H95ZM141 97V98H140ZM10 98H11V100H13V101H11L10 100ZM52 98V99H51ZM106 98V97H105ZM132 98H134V99H136V100H132ZM185 98V99H184ZM235 98V99H234ZM7 99L10 101L9 103H8V101H7ZM36 99V98H35ZM42 99V100H43ZM89 99H91L90 100V104L88 105V100ZM139 99H141V100H139ZM181 99H182V101H181ZM227 99V98H226ZM41 101L42 102V105H43V102H45V101ZM83 100H87L86 101V103L84 104L83 102ZM141 101V102H144V100L145 101H147V102H152L151 104H153V106H152V108H150L151 110V112H149V114L147 115L146 114V116H145V120L146 121H144V119H143V121L145 122H143V124H142V122H140V124H138V123H135V122H139V121H136L135 119L133 120V119H131V114H133L132 112H129L130 111V109L132 110V108H135V107H137L136 105H135V107H134V105L133 104H135V102L137 103V102H139V101ZM4 101H7V104H6V107H5V104H4ZM31 101H32V103L34 104V105H32V106H30L31 108H33V107H37L35 110H36V112L35 113H37L36 115L33 113V111H31V110H29V103H31ZM74 101V102H73ZM104 101V102H105ZM11 102H12V104H11ZM79 102H80V106H79ZM95 102V101H94ZM133 104H132V103ZM141 102H139V103H141ZM146 102V103H147ZM225 102V101H224ZM224 102H223V104H224ZM231 104H230V103ZM6 103V102H5ZM37 103V104H36ZM138 103V107H140L141 105ZM10 104V105H9ZM36 104V105H35ZM77 104H78V108L79 109H76L75 108V106H77ZM87 104V106H85ZM147 104H149V103H147ZM151 104L149 105L150 107H151ZM179 104V105H178ZM222 104V105H223ZM9 105V106H8ZM31 105V104H30ZM38 105H41L40 103L38 104ZM41 105V106H42ZM57 105H59V106H57ZM113 105V104H112ZM239 105H241L240 107H241V109H239ZM49 106V105H48ZM149 106H148V108H149ZM178 106V107H177ZM236 107V108H238V112H237V110H236V108H234L233 109V107ZM95 109H94V108ZM99 107V106H98ZM114 107V108H113ZM131 107V108H130ZM229 107V108H228ZM85 108H86V110H85ZM230 108H232V111H231V109ZM8 109V110H9ZM33 109V110H34ZM39 109H41V111L42 110H44L43 112H41ZM47 109H48V111H47ZM50 109V110H49ZM88 109V110H87ZM230 109V110H229ZM6 110V109H5ZM72 110V111H71ZM78 110H80V111H78ZM84 110L85 111H87V114L89 113V114H91V112H89L90 110H92V112H99L98 114H97V117H101L100 115L101 114H103L102 116L103 117H101L102 119H105L106 120V122H105V120H100V118H97L96 117V114L93 116L94 117V119H92L91 118V115H90V117H89V114L87 115L86 114V112H84ZM93 110H95V111H93ZM122 110V111H121ZM149 110V109H148ZM175 110V111H174ZM178 110H180V109H178ZM38 111V112H37ZM49 112V113H47V112ZM77 111L79 112V114H82V115H84L83 116V119L81 120L79 117V119L77 120L76 119V114L77 115H79L78 113H77ZM107 113H105V112ZM163 111V110H162ZM233 111H236L235 113H239L240 111H241V113H239L238 115L240 116H242V119L240 120V119H238V117H236L238 120H240V121H242V123H240L238 120L236 121V119H235V121H234V126H237L238 127V124H239V126L241 125L242 127H239V128H237L236 127V129H237V131H236V129H235V131L238 133V134H234V131H232V129L231 128H233L234 126H233V121H231V127H229L230 125H229V123H226V121H225V117L227 118H229V114L231 113V112H233ZM13 112V113H12ZM81 112V113H80ZM101 112V113H100ZM103 112V113H102ZM164 112V111H163ZM220 112V113H219ZM230 112V113H229ZM249 112V113H248ZM129 113H131V114H129ZM175 113V114H174ZM234 113V112H233ZM234 113V114H235ZM244 113H248V115L246 114V116H248L247 117V119H246V116L245 115H243ZM14 114V115H13ZM51 114V113H50ZM53 114H55V118H53L54 117V115ZM118 113H116V115H117ZM118 114V115H119ZM128 114V116H127V118H129V115H130V118L127 120H123V119H125V118H122L124 115H127ZM82 115H81V117H82ZM113 116L112 118L111 117H109V116ZM115 115V114H114ZM121 115H123L122 117H121ZM233 114H231V116H232ZM236 115V114H235ZM49 116V117H48ZM57 116V117H56ZM85 116H86V118H90V119H87L88 121L90 120L91 121V123H92V125L91 126H95L96 125V129H98V132H99V128H101L100 126H102L101 125V123L103 124L104 122L105 123H107V121H108V123H107V125L105 124V126L107 127V126H110V130L112 129V128H114L115 126H117V122H119L120 121V119L122 118V122L120 121V123H122V124H124V125H121L120 126V128H119V126H117V128L115 127L114 129H117V133H116V131H110V130H108V127L106 128V130H104V131H106V132H103V130H102V128H101V130H102V132H101V130H100V132L98 133V132H96L95 133V131H97L96 129H95V131H93L92 130V132L94 133H92L93 135H91V133L90 134H88V133H86V129L87 130H89L90 132H91V128L92 127H87L86 125L84 126V124L87 122V121H85L86 120V118H85ZM88 116V117H87ZM108 117V119H106V118H104V117ZM156 116V117H155ZM162 116L164 117V115L162 114ZM234 116V115H233ZM232 116V117H233ZM237 116V115H236ZM62 118V121H60V123H59V121H58V119L57 118ZM74 117V118H73ZM126 117V116H125ZM151 117H152V119H151ZM179 117V116H178ZM177 117V118H178ZM243 117L245 118V119H243ZM8 118V119H7ZM18 118L20 119V120H18ZM49 118H50V120L52 121V122H50V120H49ZM73 119V121H72V119ZM96 118H97V121H96ZM111 118V119H110ZM116 120H115V119ZM118 118V119H117ZM151 119V121H150V119ZM231 118V117H230ZM230 118L228 119V120H230ZM55 119H57L56 121L57 122H54L55 121ZM70 119H71V122L69 123L68 121H70ZM109 119H110V121H109ZM214 119V120H213ZM231 119H233V118H231ZM61 120V119H60ZM93 120H95V121H93ZM112 120L114 121V123H115V126H113V122H112ZM132 121V122H130L129 123V121ZM158 120H163L162 119V117H161V119H158ZM168 120V119H167ZM163 121L162 122V124L163 125H161V123L159 124V126H161V128L162 127H164V123L166 122L167 124V126L166 127H164V129H165V131L169 128V125L171 124L170 122H168V121ZM227 120V119H226ZM234 120V119H233ZM10 121V122H9ZM12 121H14L15 123H16V121H18L16 124H17V126H15L16 124H14V122H12ZM26 121V122H25ZM32 121H34L35 122V127L33 126L34 125V122H32ZM66 121H67V123H69V124H67L66 123ZM84 123H83V122ZM89 121V122H90ZM100 121H101V123H100ZM102 121H104V122H102ZM125 121H128V123L131 125L133 122H134V124L132 125V126H134V128L132 127L131 129H129L130 127H128V126H130V125H128V123H127V128L129 129V130H126L127 128H125V124L126 123H124ZM12 122V124L16 127V128H14V126H13V129L15 130H12V131H14L13 133L11 132V130H10V127H11V125H9L8 123H11ZM49 122V123H48ZM61 122H63V124L61 123ZM81 122V123H80ZM88 122V123H89ZM94 122V123H93ZM110 122H112L111 123V125H108V124H110ZM161 122V121H160ZM20 123V124H19ZM33 123V124H32ZM50 123H52V124H54V125H52V124H50ZM78 123H80V124H78ZM88 123H87V125H88ZM97 123V124H96ZM119 123V124H120ZM147 123V124H146ZM237 123V124H236ZM56 124H60L59 126L61 127V129H62V126L64 127V129H60V127L59 126H57ZM100 124V125H99ZM104 124H103V126H104ZM118 124V125H119ZM142 124V125H141ZM146 124V125H145ZM229 126H228V125ZM9 125V130H7V126ZM18 125H19V128L20 129H17L18 128ZM28 125V126H27ZM49 125H51V126H49ZM62 125V126H61ZM70 126V128H67V127H65V126ZM149 125V126H148ZM21 126V127H20ZM79 126V127H78ZM84 126V127H83ZM89 126V125H88ZM104 126V127H105ZM111 126H112V128H111ZM158 126V127H159ZM210 126V127H209ZM233 126V127H232ZM7 127V128H6ZM25 127V128H24ZM34 127V128H33ZM78 127V129L80 130V131H83V132H78V130L76 129ZM81 127V128H80ZM87 127V128H86ZM103 127V129H105ZM124 127V129L126 130V132H125V130H124V132H123V129L122 128ZM27 128V129H26ZM48 128H49V130H48ZM53 128L55 129V130H57L56 132H59L58 133V135H57V133H55V131H54V133L53 134H56V136L57 137H59V136H61L62 138H57L55 135H51V133L53 132L52 130H53ZM66 128V129H65ZM72 128V129H71ZM82 128H85V129H83L82 130ZM89 128V129H88ZM95 128V127H94ZM243 129V131H242V129ZM12 129V128H11ZM26 129V130H25ZM31 129H33V130H31ZM36 129V130H35ZM50 129H52L51 131H50ZM58 129H59V131H58ZM75 129V130H74ZM120 129H122V131L120 130ZM132 129H134V130H132ZM149 129H150V132L148 133V131H149ZM164 129L162 128L161 130L162 131H164ZM242 132H238L239 130ZM35 130V131H34ZM61 130V131H60ZM64 130H66L65 132H64ZM70 130V132H67V131H69ZM113 130V129H112ZM120 130V131H119ZM130 130H132L133 132H130ZM233 130H234V128H233ZM38 131L40 132V133H38ZM84 131H85V134H84ZM147 131V132H146ZM63 134H61V133ZM67 132V133H66ZM73 133L72 135H71V137L69 136L70 135V133ZM77 132V133H76ZM110 132V133H109ZM112 132V133H111ZM120 132H123V133H120ZM79 133V135H78V137H77V134ZM105 133V134H104ZM108 133H109V135L112 137V135L111 134H113V136L115 137H113V139L110 137V140H109V137H107V138H105L104 136H108ZM114 133H115V135H114ZM69 134V135H68ZM88 134V135H87ZM96 134V135H95ZM103 134V135H102ZM107 134V135H106ZM209 134V135H208ZM7 135V136H6ZM14 135V136H13ZM49 135H51V136H49ZM68 135V136H67ZM95 136L94 137V139H98L99 140V143H100V145L102 144V142H104V141H100V139L101 138H105V139H108V141H110L111 142V144H110V142H105L104 144H102V146H97V144H99L98 142H97V144H96V142L94 141V139L92 140V138L93 137H89V136ZM13 136V137H12ZM81 136L83 137V139H85L86 140V136L88 137L87 139L88 140H90L91 141V143H92V141L93 142H95V144L96 145H94L93 143V145L91 144V146L93 147H95V148H97L96 149V151L98 152L99 151V154L98 153H96L94 150L92 151V150H90L89 152L87 151V152H85V153H82V154H75L76 152H75V150L76 149H74V148H76L77 146H78V144L79 143H81V142H83V140L81 139ZM130 136V137H129ZM6 137H8L7 139H4V138ZM46 137H52V138H55V139H51V138H49L50 140H54V141H51V142H53V146L51 145V147L49 148V149H52V150H54V147H56L55 149H57V146H58V148H59V146L61 147V145H62V143H64V144H69V146H68V148H72L73 149V152H72V149H71V155H68V152H69V150L67 149V150H65V152H61V153H56V154H58L57 156H56V154H53V152H52V154H51V151L49 150V149H47L46 147H48V143H50V140L49 141H47V138ZM67 137V139H65ZM85 137V138H84ZM98 137V138H97ZM101 137V138H100ZM72 138L73 139H75V140H73V142L74 141H76V138H77V140L79 139V141H76V144L77 145H75V142L73 143L72 142ZM100 138V139H99ZM131 140H133V142L134 143H132V141H131V144L129 143V141H130V139ZM135 138V139H134ZM4 139V140H3ZM9 139V140H8ZM59 141V142H57V140ZM63 140V141H60V140ZM69 139H71L70 141H68ZM103 139H101V140H103ZM129 139V140H128ZM245 139V140H244ZM5 140H7L6 142H7V145H5V146H3V144H4V141ZM81 140V141H80ZM84 140V141H85ZM98 140H96V141H98ZM113 140H114V142H113ZM124 140H126V141H124ZM136 140V141H135ZM244 140V141H243ZM1 141H3V142H1ZM12 141V143H10ZM13 141H14V143H13ZM66 143H65V142ZM228 141H230L229 143H230V145H229V143H228ZM242 141V142H241ZM60 142H62V143H60ZM68 142V143H67ZM125 142H127L128 144H130V145H127V143H125ZM240 142L242 143V144H240ZM114 143V144H113ZM116 143V144H115ZM119 143H122V145L121 144H119ZM125 143V144H124ZM228 143V145H229V147H231V146H233L232 148L234 149H232V151L234 152H232V151H229V152H231V153H233L234 154V156H232L234 159H239V164H240V162H241V165H240V167H239V164H235L234 163V166H233V164L231 163L232 162V160H233V158L231 159L230 158V156H231V154H228V147H227V149H226V144ZM9 144V145H8ZM11 144V145H10ZM52 144V143H51ZM57 144V146H55V145ZM59 144V145H58ZM61 144V145H60ZM73 144V145H72ZM105 144H109V146L108 147H106L107 145H105ZM113 144V145H112ZM118 144V145H117ZM112 145V146H111ZM115 145V146H114ZM125 145V146H124ZM142 145V146H141ZM239 145V146H238ZM6 146H8V147H6ZM50 146V145H49ZM104 146H105V148H104ZM116 146H118L117 148H116ZM120 146V147H119ZM122 146V147H121ZM126 146H128V147H126ZM12 147V148H11ZM14 147V148H13ZM74 147V148H73ZM94 147H93V149H94ZM100 147H102V148H100ZM110 147H111V149L112 150H114L113 149V147L115 148V150H114V152L116 151L117 153H118V155H117V153H112L111 152V154H113V156L109 153L110 151H112L111 149H110ZM123 147H125V148H127V149H129V150H133L132 151V155H135V154H133V153H136V155L133 157V156H131L130 158L128 157V156H130L129 154H131V153H129V154H127V152H129V150H127L126 151V149L125 150H123ZM6 148H8L9 150H7ZM10 148L11 149H14V150H10ZM103 148L105 149V150H103ZM106 148H109V149H106ZM122 148V149H121ZM60 150H64V149H62V148H59ZM58 149V150H59ZM101 151H100V150ZM117 149V150H116ZM230 149V148H229ZM46 150H49V151H47L46 152ZM60 150H59V152H60ZM102 150H103V152H102ZM121 150H123L124 152L126 151V155L127 156H122L123 155V151H121ZM3 151H5L6 152V156H3L2 155V152ZM11 151V152H10ZM12 151H13V153H12ZM54 151H56V150H54ZM77 151V150H76ZM104 151H105V153H107L106 155H104L105 153H104ZM121 151V152H120ZM226 151H227V154H225L226 153ZM4 152V153H5ZM8 152V153H7ZM11 154H13V157L11 156L10 157V153ZM93 152H95V153H93ZM55 153V152H54ZM73 153V154H72ZM86 153H88V154H86ZM103 153V154H102ZM235 153H236V155H238V157L236 158V155H235ZM59 154H60V156H59ZM63 154H65L64 156H62ZM86 154V155H85ZM89 154H91L90 155V157H89ZM95 154V155H94ZM102 154V155H101ZM110 154V156H112L113 157V160L111 161V160H109V161H107V162H110V163H107V162H105L107 159H109L108 157V155ZM115 154H116V156H119V157H116L117 159H115L114 158V156H115ZM125 154V153H124ZM232 154V155H233ZM69 157H68V156ZM72 155H73V157L74 158H76L77 157V155H78V157H77V160H82V158L84 157V159L87 157L88 158V162H89V160H92L93 158H94V160H92V162H97L98 160H99V158L101 159V162H98V164L97 163H92V164H94L95 166H89V165H91L90 163H87V164H89L88 165V167H90L91 168V170H90V168L88 169V167H87V164L85 163V162H87V160L84 162V160H83V162H84V164H83V166H82V168L83 169H80L81 167V165H77L76 163H75V161H77V160H74L73 159V157H72ZM76 157H75V156ZM93 155H94V157H93ZM98 155H99V157H98ZM224 155H226V158H227V155H230V156H228L229 158H230V163L229 164H231V165H229V166H231V167H233V169L235 168V169H237L236 171H233V169L230 167H228V164L226 163V161H224V163H223V157H224ZM3 156V157H2ZM9 156V157H8ZM51 156H54L55 158L53 159V157H51ZM67 156V157H66ZM82 156V157H81ZM97 158H96V157ZM102 156V157H101ZM5 157V158H4ZM6 157H8V158H12L13 160V162H11V160H10V162H11V165L9 166V164H10V162L6 165V166H3V161H4V165H5V160L4 159H6ZM81 157V158H80ZM93 157V158H92ZM126 157V158H125ZM51 158V159H50ZM60 158H62V159H60ZM66 158V159H65ZM90 158V159H89ZM64 159H65V161H67V162H65L64 161ZM69 159H70V161H69ZM105 159V160H104ZM127 159V160H126ZM228 159V158H227ZM226 159V160H227ZM242 159H243V157H242ZM2 160V161H1ZM60 160V161H59ZM62 160V161H61ZM97 160V161H96ZM118 160V161H117ZM128 160H130V161H128ZM135 160V161H134ZM224 160H225V158H224ZM237 160H233L234 162H236V163H238L237 162ZM63 161H64V164H63ZM100 161V160H99ZM121 163H120V162ZM122 161H123V163H124V161L125 162H127L128 163V165H127V163L125 164L124 163V165H122ZM135 163V165H134V163ZM103 162H105V163H107V165L105 164V166H103L104 164H102ZM112 162V163H111ZM114 162V163H113ZM69 164L70 166H72L71 164H73V166H75V167H77L78 168V173H77V175H76V177H74V175L72 176V177H74V178H71V176H70V178H69V176L66 178V176H65V183L63 182L62 183V180H63V177L64 176H62V175H60V173L61 172H59V171H61V168H63V166H66V164ZM226 163V164H225ZM1 164H2V166H1ZM57 164V166H56V168L57 167H59V166H61V164H63L62 165V167L59 169L58 168V170L57 169H55V167H54V165H56ZM58 164H60L59 166H58ZM96 164L99 166L100 165V167H101V169H102V171L105 169L106 170V168L105 167H107L108 165L111 167L113 164H117L116 166L115 165H113L112 167L115 169V167L117 168L116 169V174H113V173H115L114 172V169H111L110 170V168H109V166L107 167V169L108 170H110V171H108V170H104L103 172H105L104 174H102V172H101V175H100V171H101V169H99L100 167H98V169H97V166H96ZM112 164V165H111ZM133 164V165H132ZM138 164H140V165H138V167H140L141 166V164L142 163H138ZM86 165V166H85ZM118 165H120V166H118ZM122 165V166H121ZM226 166V168H225V166ZM236 165H238V166H236ZM54 167L53 169H55V170H57V175L56 174H54V170L51 168V167ZM72 166V167H73ZM134 166H135V168H134ZM236 166V167H235ZM4 167V168H3ZM86 167V169H87V171L88 170H90V171H86L84 168ZM94 167V168H93ZM111 167V168H112ZM118 167H120L121 168V170H120V168H118ZM128 167V168H127ZM131 167H133V168H131ZM233 172V176H234V172H235V177H237L238 175V177H237V179L234 177V178H231L230 179V181L228 182V183H226L227 182V180H229V179H227L228 178V175H230V170L228 169V168ZM239 167V168H238ZM53 170H51V169ZM97 169V171L98 172H93L94 170L96 171V169ZM225 168V169H224ZM242 168V167H241ZM241 168L239 169L240 171H241ZM80 169V170H79ZM94 169V170H93ZM132 169H135V171H133ZM151 169V168H150ZM150 169H147V170H149L148 172H152V175H153V173H154V171H153V169H152V171L150 170ZM206 169V170H205ZM227 169V171H229V173L227 174V173H225V170ZM48 170V171H47ZM50 170L53 172V174L52 173H50ZM82 170H85L86 171V173H85V171H83L82 172ZM113 170V171H112ZM118 170H120V171H118ZM131 170V171H130ZM147 170H144V172L145 171H147ZM224 170V171H223ZM64 171V170H63ZM91 171L93 172V173H96L95 175L93 174V173H91ZM205 171V172H204ZM239 171V172H240ZM52 174V176L49 174ZM59 172V173H58ZM125 172H126V174H125ZM226 174H224V173ZM48 173V174H47ZM56 173V172H55ZM88 173H89V175L90 176H88ZM91 173V174H90ZM97 173H99V174H97ZM204 173V174H203ZM207 173H208V175H209V177H208V175H207ZM58 174L60 175V176H62V178L60 177H58L59 179H61V183L60 182H58V181H60L58 178L56 179V178H54L53 176L55 175V177L56 176H58ZM62 174L64 175V173L62 172ZM87 175V177H85L86 175ZM105 174H107V175H109L108 177H106L105 176ZM111 174H113V175H111ZM131 174V175H132ZM203 174V175H202ZM51 176V178H54V179H52L51 180V178L49 179V177ZM94 175V176H93ZM98 175V176H97ZM99 175H100V178H99ZM112 177H111V176ZM117 175H116V178H118L117 177ZM202 175V176H201ZM49 176V177H48ZM80 176V177H79ZM93 176V177H92ZM97 178H99L100 179V181L101 180H103V178L105 179V177L107 178V180L108 179H110L111 180V182L108 180V182L107 181H105V180H103L102 182H101V184L102 185H104L106 188L108 187V189H109V187H110V189L112 188V192L114 191H116L115 193H114V196H113V193L111 192V191H104V193H101V194H96V193H94L95 191H96V189H98L99 190V188L101 187L102 189H106L104 186H102L101 184H98L97 186H95L96 185V183L98 182V180L99 179H97ZM103 176V177H102ZM123 176L121 175V177L123 178ZM124 176V178H126V177H128V176H126L125 177ZM200 176H201V178H200ZM205 176V177H204ZM223 176H226L227 178H225V177H223ZM89 177V178H88ZM90 177H92L93 178V181H95V182H92V181H89V179H90ZM136 177V176H135ZM230 177H232V173H231V176H229V178ZM85 178H88L87 180H85ZM112 178V179H111ZM115 178V177H114ZM134 178V177H133ZM200 178V179H199ZM222 178L224 179V180H222ZM55 179H56V181H55ZM69 180L68 182L69 183H67L66 181L67 180ZM97 181H96V180ZM227 179V180H226ZM232 179H236V182L234 181V180H232ZM52 181V182H55V184H53L52 183V185L49 187L46 183H48L49 181ZM54 180V181H53ZM71 180H73V181H71ZM76 180V181H75ZM87 181L86 182V184H84L85 182L84 181ZM113 180V181H112ZM135 180H137V179H135ZM222 180V182H224V183H226V184H224V183H222L223 185H221V184H219V182ZM232 180V181H231ZM50 181V182H51ZM80 181V182H79ZM88 181L91 183L92 182V184H93V186H95V187H98L99 185H100V187H98V188H91L90 189V187H92L91 186V184L89 185V184H87L88 183ZM99 181V182H100ZM133 181H134V179H133ZM213 181H216V182H218V183H216V182H213ZM226 181V182H225ZM74 182H76V184H77V182H78V186H79V184L81 183V182H84V183H82V184H84L83 186H85V185H89V186H86V187H83V186H81L80 185V188L78 187V186H75L76 184H73ZM98 182V183H99ZM105 182V183H104ZM113 182H114V185L116 186V188H115V186H114V188H113V186H112V184H113ZM115 182H118V183H115ZM119 182H120V184H119ZM233 182V183H232ZM60 185H59V184ZM67 183V184H66ZM107 183H108V185H109V183H110V185L108 186L107 185ZM126 183H127V181H126ZM213 183H214V186H213ZM237 184V185H235V184ZM49 184V183H48ZM51 184V183H50ZM63 184H65V187L67 186V185H69V186H67V188H68V194L67 193H65V192H67V188H65L64 187V185ZM74 186H73V185ZM106 184V185H105ZM219 185V187H220V185L222 186V188H223V186L225 187V188H221V190H220V192H217L216 190H217V187L215 186V185ZM118 185V186H117ZM57 186V187H56ZM58 186H60V187H58ZM63 188H62V187ZM121 186H123L122 188H121ZM129 186V185H128ZM212 186V187H211ZM71 187H72V189H71ZM77 187V188H76ZM88 187V188H87ZM118 187H119V189H118ZM206 187H204V188H206ZM209 187V188H208ZM215 187V188H214ZM236 187V188H235ZM60 190L61 188V190L60 191H57L58 189ZM73 188L75 189L76 188V190H73ZM82 188H87V189H83V190H85V194H86V192H89L88 194L90 195L92 192L95 194V195H97L96 197L98 198H100L99 200H100V203L102 202V201H106V199H107V201L108 200H110V199H113V200H115V202H120V204H118V203H116L117 204V206L113 203V205L117 208L118 206H120L118 209H119V211L121 210V213L117 210V209H115L114 208V206L111 204L112 203V201L113 200H110L111 201V203H109V201L107 202H105V203H103L104 205L105 204H108V206L106 205L105 207L103 206V207H101V204L98 202V199H96L95 198V195H93V196H89V195H87L86 197H85V195H84V191H82ZM100 188V189H101ZM121 188V189H120ZM126 188V190H124ZM135 188H136V190H135ZM230 188V189H229ZM232 188V189H231ZM57 189V190H56ZM81 190L82 191V196H79L78 194L76 195V193H77V191L78 190ZM131 189V190H130ZM70 190V191H69ZM91 190H93L92 192H91ZM97 190V191H98ZM215 190V191H214ZM57 191V192H56ZM120 191V192H119ZM121 191H123V192H121ZM124 191L126 192V193H124ZM130 191H132L131 193H130ZM218 191H219V189H218ZM73 193L74 192V194H71V193ZM91 192V193H90ZM105 192H106V194H105ZM118 192H119V194H118ZM195 192V193H194ZM214 192V193H213ZM119 195H117V194ZM127 193H130V195L128 194L127 195ZM198 193H199V195H198ZM215 193H217V196H216V194ZM221 194L220 196H219V194ZM65 196H64V195ZM107 194H110V195H112V197H114V198H112L111 196H108ZM124 194H126V195H124ZM149 194V193H148ZM215 194V195H214ZM67 195V196H66ZM72 195V196H71ZM98 195H100V196H98ZM106 196V198H105V196ZM117 195V196H116ZM213 195V196H212ZM68 196H70L69 198H68ZM74 196V198H71V197H73ZM78 198V201H79V199H80V201H79V203H77V199H76V197ZM103 196V197H102ZM127 196V197H126ZM131 196V197H130ZM210 196H212V198L215 200L216 199V197L217 198H219V199H216V200H218L217 202H216V200L214 201V200H212V198H210L209 199V197ZM214 196H216L215 198H214ZM57 197V199L58 200H56L55 198ZM63 197V198H62ZM81 197V198H80ZM85 197V198H84ZM95 198L92 202L90 201V202H88L89 201V199L90 198ZM118 197V198H117ZM63 199V200H61V199ZM66 198H68V199H66ZM88 198V199H87ZM103 198H104V200H103ZM117 199V201H116V199ZM119 198H121L120 200H119ZM127 198H129V199H127ZM132 198V199H131ZM66 201H65V200ZM70 199V200H69ZM81 199H83V200H81ZM86 199V200H85ZM221 199H222V197H221ZM54 200H56V202L57 203H60V201H61V203L60 204H58V205H60L61 207H63V209L66 207L67 208V212H66V210H64V212L67 214L69 211V217L68 216H66L65 215V213L64 212H62V214L60 213V211L59 210H63V209H60L61 207H59L58 205H56L55 203H52V201L53 202H55ZM60 200V201H59ZM85 200V201H84ZM119 200V201H118ZM135 200V201H134ZM212 200V201H211ZM220 200V201H219ZM59 201V202H58ZM63 201H65L66 203H67V205H66V203L64 202V205H65V207H64V205H63ZM70 201H72L71 203H72V205L73 204H75L74 206H76V207H73V206H71L69 203H70ZM75 201V202H74ZM97 201V202H96ZM134 201V202H133ZM216 202V204L218 203V207H216V204L214 203V202ZM86 202L88 203V204H86ZM94 202V204H97V205H99L100 204V207L98 208V209H96L97 211H99V212H97L96 210H95V208L97 207V206H95V205H93L92 203ZM164 202H165V198H160V200H159V204H158V209H159V207L160 206H162L163 204H164ZM49 203H51V204H49ZM77 203V204H76ZM132 203H134V204H132ZM51 206V207H49V205ZM54 206H53V205ZM63 206H62V205ZM70 205V208L72 207L73 208V210H72V212H71V210H70V208H69V205ZM82 204V205H81ZM102 204V205H103ZM112 206H111V205ZM213 204V205H212ZM58 206V209H51L52 207L53 208H56V206ZM87 205V209L89 208V211H91L90 209L92 208V211H91V213L92 214H95V212H96V214L98 213H100L101 215H98V217L97 216H94L95 218H94V220L92 221V222H90L92 225L94 224V226H93V228L91 229V227H92V225L91 226H87V225H89V224H87V225H85V224H82V223H84V222H82L83 220H85V219H83V217H85V213H87L88 212V210L85 208V206ZM88 205H90L89 207H88ZM130 205H131V207H130ZM160 205V206H159ZM215 205V206H214ZM93 206V207H92ZM95 206V207H94ZM50 209H49V208ZM91 207V208H90ZM111 208L112 207V209L114 208V210H108L109 208ZM124 207V208H123ZM217 209H216V208ZM76 208V209H75ZM83 208H85V209H83ZM181 208V209H180ZM51 210V211H49V210ZM79 209V210H78ZM93 209H94V211L95 212H93ZM102 209V211L105 209V212H103V213H106V210H108L109 212H111V213H109L110 215H112L113 216V220L111 219V217L112 216H110V215H108V211H107V215L105 214V216H102V213H101V211L100 210ZM132 209V210H131ZM46 210V211H45ZM48 210V211H47ZM55 212L56 210L58 211H56V214L58 213V215H56V216H58V217H56V216H54V215H51L52 213H54L53 211ZM76 210H78L79 211V213H76L77 214V216H75L74 215V211H76ZM115 210H116V212H118V215H117V213H115ZM132 212H131V211ZM188 210V211H187ZM189 210H191L190 212H189ZM36 211V212H35ZM38 211V212H37ZM114 211V212H113ZM126 213V217H127V213H129V211L131 212L130 214H131V216H130V214H128V216L129 217H127L126 219L124 218V220H125V222H121L120 220L122 219L121 218V216H125V214H124V212ZM169 211V210H168ZM184 211V212H183ZM222 211V212H221ZM42 212V213H41ZM43 212H45V213H43ZM48 212H52L51 214L49 213V215L47 214ZM77 212V211H76ZM181 212H183L182 214H181ZM193 212H194V214H193ZM61 215H63V213H64V215L61 217V216H59L60 214ZM82 213H84V216L82 215ZM134 213V214H133ZM218 213V214H217ZM55 214V213H54ZM67 214V215H68ZM88 214V213H87ZM86 214V217H88L89 218V214H90V212H89V214L87 215ZM95 214V215H96ZM116 214V215H115ZM119 214H121V215H119ZM124 214V215H123ZM133 214V215H132ZM180 214V215H179ZM193 214V215H192ZM214 215V214H217V215H215L216 217H218V219L217 218H215V216H211V215ZM33 215H34V217H33ZM36 215V216H35ZM46 215V216H45ZM91 215V214H90ZM104 215V214H103ZM174 215H176V218H177V220H179V221H177V220H175L176 218H175V216ZM178 215V216H177ZM196 216V219H194L195 218V216ZM206 215H209V216H206ZM38 216V217H37ZM51 216H54V217H52V219L51 220H53V221H51V220H49L50 218H47V217H51ZM74 217V219L73 218H71V217ZM110 218H109V217ZM118 218H117V217ZM172 216H174V218L172 217ZM219 216H220V218H219ZM228 216V217H227ZM59 217H61V218H59ZM63 217H66V222H67V219L70 221H68V224L66 223V222H64L65 220H64V218ZM82 217V218H81ZM106 217V218H105ZM137 217V218H136ZM179 217V218H178ZM206 217V218H205ZM209 218V220H210V222H208V223H210V224H208V223H206V221H208V220H206V219H208ZM211 217V218H210ZM227 217V218H226ZM35 218H36V221H35ZM47 218V219H46ZM63 218V219H62ZM98 218V219H97ZM99 218H100V220H99ZM107 219V220H104V219ZM114 218H116V219H114ZM120 218V220L118 221V219ZM215 218V219H214ZM224 218V219H223ZM61 219V220H60ZM79 219H81L80 221H79ZM83 219V220H82ZM93 219V218H92ZM104 220V221H102V220ZM111 219V220H110ZM159 219L161 220V221H159ZM226 219V220H225ZM229 219V220H228ZM238 219H240V217H238ZM237 219V220H238ZM247 219V218H246ZM246 219H244L245 221H246ZM33 220V221H32ZM38 220H39V223H37L38 222ZM47 220H49V221H47ZM64 220V221H63ZM75 220V221H74ZM77 220H78V222H77ZM99 221V225L103 222V224H101V228H100V226L98 225V222H94V221ZM115 220V221H114ZM206 220V221H205ZM224 222H222V221ZM226 222H225V221ZM228 220V221H227ZM244 220L242 219V220H239L240 222H242V223H240V224H243L244 225V227H245V224H247L248 223V219H247V221L245 222V223H243L244 222ZM110 221V222H109ZM122 221H123V219H122ZM175 221V222H174ZM183 221V222H182ZM191 221V222H190ZM34 222L35 223H37V224H34ZM46 222H49V227H46V226H48V223H46ZM59 222H60V224H59ZM77 222V223H76ZM82 222V223H81ZM87 222V221H86ZM107 222V223H106ZM118 222H121V224L120 223H118V224H120V226L124 223L125 225L123 226H121L120 228L119 227H116V228H119V229H117L116 230V228H115V225L116 226H118L117 225V223ZM172 222L173 223H175L174 225L172 224ZM182 222V223H181ZM220 222H222V225H221V223ZM66 223V224H65ZM77 224V226H76V224ZM97 223V224H96ZM105 223V224H104ZM132 223V224H131ZM158 223V224H157ZM167 223V224H166ZM184 223H185V225H184ZM189 223H191L190 225L191 226H189ZM228 223V224H227ZM47 224V225H46ZM72 224H74V225H71ZM83 226H85V230H84V226L82 227L81 225ZM165 224H166V226H165ZM186 224H188V225H186ZM194 224V225H193ZM217 224V225H216ZM218 224H219V226H218ZM225 225V227H223L224 225ZM249 224V223H248ZM35 225H36V227H35ZM69 225H70V227H69ZM80 225V226H79ZM103 225V226H102ZM163 225H164V227L166 228V229H162L163 230V235L162 236H160L161 235V228H163ZM175 225H177V226H175ZM226 225H227V229H226ZM50 226H52V227H50ZM79 226V227H78ZM181 226V227H180ZM220 226H222L225 230H226V233H225V230L223 229V228H220ZM247 226V225H246ZM69 227V228H68ZM74 227H76V231H75V228ZM98 227V228H97ZM105 227V228H106ZM129 227V228H128ZM179 227V228H178ZM183 227V228H184ZM185 227V228H186ZM209 227V228H208ZM214 227H216V228H214ZM218 227L220 228V230H222V231H220L219 232V229H218ZM248 227V228H247ZM247 227H245L244 228V230H242V231H244V232H248L249 230H250V226H247ZM50 228V230H52V231H50V230H47V229H49ZM79 228H81L82 230H80ZM95 228H97V229H99V230H97V229H95ZM106 228V229H107ZM128 228V229H127ZM160 228V229H159ZM172 228V229H171ZM212 228V229H211ZM247 228V229H246ZM72 229V230H71ZM88 229V230H87ZM102 229V230H101ZM105 229V230H106ZM169 229V230H168ZM209 230V231H211L212 232V234L213 233H215L216 232V229H218L217 231L219 232V234H220V237L218 236L219 234L216 232L215 234H211L209 231H207V230ZM215 231H214V230ZM65 230V231H64ZM66 230H68V231H66ZM77 230H79L78 232H77ZM92 230H93V232H92ZM159 230V231H158ZM165 230V231H164ZM214 232H213V231ZM224 230V231H223ZM246 230V231H245ZM47 231V232H46ZM50 233H49V232ZM60 231H62V232H60ZM83 231V232H82ZM95 231V232H94ZM111 231V232H112ZM127 231V232H126ZM153 231V230H152ZM168 231V232H167ZM171 231L173 232V235H172V233H171ZM227 231L229 232V233H227ZM63 232H64V234H63ZM80 232H82V233H86V234H84V235H82ZM159 232V233H158ZM165 232V233H164ZM170 232V234H168ZM210 234H209V233ZM56 233V234H55ZM78 233V234H77ZM91 233H89L88 232V234H90L89 236H93V234H91ZM99 233V232H98ZM114 233V232H113ZM157 233V234H156ZM208 233V234H207ZM224 233V237H223V234ZM49 234V235H48ZM60 235V238L58 237L59 235ZM71 234V235H70ZM81 234V235H80ZM127 234H128V236H127ZM165 234H166V236H165ZM168 234V235H167ZM200 234H201V237H200ZM217 234V235H216ZM227 236H229V234L231 235L232 234V238H230V236L229 237H225L226 235ZM56 236V235H58L56 238H58V240L54 237V236ZM78 235L80 236V237H78ZM117 235V236H116ZM159 235V236H158ZM199 237V239L197 240H195V238H197V236ZM214 235H216V236H218V237H215ZM222 235V236H221ZM51 236H52V238H51ZM72 236H73V238L75 237V241L74 240H72L73 238H72ZM82 236V237H81ZM111 238H110V237ZM141 236H143V235H141ZM164 236V237H163ZM167 236H169V237H167ZM171 236H173V238H171ZM206 236V237H205ZM235 236V235H234ZM50 239H49V238ZM78 239H77V238ZM85 237H86V239H85ZM119 238V240L121 239V241H119L118 240V238ZM132 237V239H130ZM163 237V238H162ZM166 237V238H165ZM194 237V238H193ZM203 237H204V239H203ZM209 237V238H208ZM211 237V238H210ZM63 238H65V239H63ZM80 238V239H79ZM107 238V239H106ZM109 238H110V241L114 238V240H112L111 242L112 243H110V241H109ZM115 238H116V240H118V241H116L115 240ZM148 238V239H147ZM152 238H151V240L150 241H152ZM168 238H170V239H168ZM214 238V239H213ZM222 238H226L225 240L223 239L222 240ZM56 239V240H55ZM67 239H69L68 241H67ZM103 239V240H102ZM130 239V240H129ZM140 239H142V237L140 238ZM202 239H203V242H202ZM207 239V240H206ZM209 239V240H208ZM212 239V240H211ZM232 241H231V240ZM49 240H51L52 242H48ZM53 240H55V241H53ZM60 240H61V242H60ZM63 240V241H62ZM77 240H78V242H77ZM80 240V241H79ZM109 242V243H107V241ZM125 240V241H124ZM128 242H127V241ZM163 240H165V241H163ZM169 240H171V241H168ZM206 240V241H205ZM230 240V241H229ZM57 241H59L60 242V245H59V242L57 243ZM64 241H66V242H64ZM74 241V242H73ZM84 241V242H83ZM104 241H106V242H104ZM123 241V242H122ZM132 242L133 241V244L135 245H133V244H131L130 242ZM210 241V242H209ZM212 241V242H213ZM46 242H48V243H46ZM55 242V243H54ZM63 242V243H62ZM76 242V243H75ZM101 242H104V243H101ZM114 242V243H113ZM117 242V243H116ZM128 243V245H130V247H131V245H133L131 248L132 249H134V252H135V249H136V252H137V250H138V252L140 253V256H141V254H142V256L140 257V256H136V255H138V254H136L135 255V253L133 254L132 253V251L131 252H129V249L126 247H124L123 248V245H126L127 243ZM163 242H164V244H163ZM173 242H175V241H173ZM207 242V243H206ZM51 243L53 244V245H51ZM66 243H69V244H67L66 245V247H64L65 246V244ZM107 243V244H106ZM124 243V244H123ZM140 243V242H139ZM156 243H158L159 244V246H158V244H156ZM167 243H169V244H167ZM205 243V244H204ZM221 243V244H220ZM227 243V244H226ZM229 243V244H228ZM230 243H231V245H230ZM48 244H50L49 246H48ZM57 244V245H56ZM79 246H78V245ZM103 244V248H106V246H111V248H110V250L108 249V247H107V249L108 250H104L103 248H102V245ZM119 244V245H118ZM122 244V245H121ZM156 244V245H155ZM165 244H167V245H165ZM220 244V245H219ZM223 244V245H222ZM56 245V246H55ZM64 245V246H63ZM106 245V246H105ZM118 245V247H116ZM127 245V246H128ZM150 245L151 246H153V249H152V247H150ZM154 245L155 246H157L158 248L160 247L161 249L159 250L157 247L155 248L154 247ZM164 245H165V247H164ZM225 245V246H224ZM230 245V246H229ZM60 246H61V250L59 251V249H60ZM73 246H74V248L77 246V247H79V249L77 248V249H75L74 250V248H73ZM113 246H115L117 249H120V246H122L121 248L123 249V252L121 253L120 251H121V249L120 250H117L115 247H113ZM170 246V247H169ZM222 246H224V247H222ZM56 247H59V248H57L56 249ZM63 247V248H62ZM102 248V251H101V249H99V248ZM129 247V246H128ZM172 247V248H171ZM226 247V249L224 250L223 248H225ZM227 247H228V249H227ZM66 248V249H65ZM67 248H68V252H65L66 250H67ZM162 248H163V250H162ZM168 248H170V249H168ZM94 249V250H93ZM114 249V250H116V252H114V254H113V251L112 250ZM125 249H127V251H128V255L126 256V254H125V252H124V250ZM145 249L147 250V251H145ZM150 249H152V250H150ZM165 249V250H164ZM167 249V250H166ZM206 250V251H209L210 249H208V248H203L202 249V251L203 250ZM229 249H231V251H229ZM70 250H71V252H70ZM96 250H100L99 251V253H97L96 255H97V257L99 258V262H97V261H95V260H97L96 259V257H94V255H95V253H93L94 255L92 256V258L94 257V259H92L91 258V253H92V251L94 252V251H96ZM104 250V251H103ZM156 250H157V252H159L160 253V251L162 250V253L163 252H166V253H163V255H162V253H161V255L159 254V256H158V253L156 252ZM204 250V251H205ZM75 251V252H74ZM79 251H81V250H79ZM106 251H108L107 253H105ZM111 251V252H110ZM117 251H118V253H117ZM141 251V252H140ZM149 251V252H148ZM151 251V252H150ZM154 251V252H153ZM222 251V252H223ZM225 251V252H226ZM65 252V253H64ZM70 252V253H69ZM72 252L73 253H75V254H72ZM64 253V254H63ZM69 255H68V254ZM81 253H84V252H82L81 251ZM103 253H105V254H103ZM111 254V255H109V254ZM120 253L121 254H123V255H121L120 256ZM131 253L133 254V255H131ZM152 253V254H151ZM153 253L154 254H156L157 256H158V258H157V256L156 255H153ZM168 253V255H164V254H167ZM101 254H103V255H101ZM108 254V255H107ZM116 254V255H115ZM145 254V255H144ZM58 255H61V256H58ZM63 255V256H62ZM74 255V256H73ZM101 255V256H100ZM129 255H131L132 257L134 256V259L132 258V257H130L129 258ZM149 255H151V256H149ZM155 257V258H157V259H159L160 261H162V262H160L159 260H158V263H157V261L155 260V258L153 257V256ZM61 257L59 260H57L58 259V257ZM65 256V257H64ZM67 256L69 257V258H67ZM100 256V257H99ZM113 256L115 257V258H113ZM120 256V257H119ZM135 256L137 257V258H135ZM166 256H168V257H166ZM57 257V262H56V260H54V258H56ZM64 257V258H63ZM71 257V258H70ZM76 257V258H75ZM80 257V258H79ZM108 257V258H107ZM109 257H110V259H109ZM118 257V258H117ZM151 257H153V258H151ZM159 257H161V258H159ZM166 257V258H165ZM73 258V259H72ZM79 258V259H78ZM105 258V259H104ZM117 258V259H116ZM120 258H122V259H120ZM126 258H129V259H127L126 260ZM132 258V259H131ZM138 258H139V261H138ZM140 258H141V261H140ZM147 258H148V260H147ZM151 258V259H150ZM78 261H77V260ZM90 259H92V260H94L95 262L93 263H91L90 261H92V260H90ZM115 259V260H114ZM120 259V260H119ZM163 259V260H162ZM170 259H171V257H170ZM61 260H63V262L61 261ZM70 260H72L73 261V263H72V261L70 262ZM76 260V261H75ZM90 260V261H89ZM107 260V261H106ZM150 260V261H149ZM58 261H59V263H58ZM67 261H69V262H67ZM105 261V262H104ZM112 261V262H111ZM114 261V262H113ZM123 261V262H124ZM127 261V262H126ZM134 261V262H135ZM149 261V262H148ZM155 261V263H153ZM56 262V263H55ZM78 262V263H77ZM83 262H85V263H83ZM140 262V263H139ZM142 262V263H141ZM100 263V264H101ZM105 263V264H106ZM136 263V262H135ZM134 263V264H135ZM131 264H133V262H131ZM171 264H174V262L173 263H171Z\"/></svg>", "mask_w": 264, "mask_h": 264}, {"label": "snow or ice", "instance_id": "obj_3", "mask_svg": "<svg viewBox=\"0 0 264 264\" xmlns=\"http://www.w3.org/2000/svg\"><path fill=\"white\" fill-rule=\"evenodd\" d=\"M217 3L236 4L255 7L257 4L264 5V0H216Z\"/></svg>", "mask_w": 264, "mask_h": 264}]
</instances>
